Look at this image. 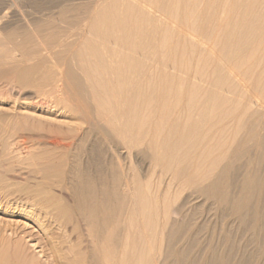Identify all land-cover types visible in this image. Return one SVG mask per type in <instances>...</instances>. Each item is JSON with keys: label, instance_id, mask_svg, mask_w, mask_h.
I'll use <instances>...</instances> for the list:
<instances>
[{"label": "rangeland", "instance_id": "obj_1", "mask_svg": "<svg viewBox=\"0 0 264 264\" xmlns=\"http://www.w3.org/2000/svg\"><path fill=\"white\" fill-rule=\"evenodd\" d=\"M16 1V2H15ZM117 1V2H116ZM121 2L122 1H124L123 3L126 5V2H129V5H133V7H139L138 9L136 8V10H138V11H140V9H142V10H146V8H145V6H147V8L148 7H152V8H150L151 10H154V11H157V13H155V15L157 16V14L159 15V12H160V16H162V15H165V16H168V17H165V16H162L161 18H160V16H158V19H156V20H154V18H152V17H150V18H147V21L148 22H145L146 24H144V22L143 23H140V24H138L139 23V21H140V18L137 16V14L135 13L134 15H136V16H133V14H132V20L134 21V23H135V25H136V27H137V29H138V27L141 29V31L143 30V33H144V36H143V40L145 39V42H146V44H144L143 43V45H140V47H139V49H135L136 51L135 52H137V53H132L133 51H134V49L132 50V51H130L131 50V48L130 47H124L123 46V44H122V42L120 41V40H115V39H112V38H108L107 36H105L104 37V35L102 34L103 33V30H111V27H109L108 25H102V23L100 22L101 20H99V19H102L103 17H105L106 18V16H108L109 14H111L115 9H117V10H115L113 13H112V15H114V17L115 18H117V17H121V16H124V15H122L123 13H124V11L125 10H123L124 9V4L123 3H120V2H118V0H0V5H2L3 3L4 4H6V2L11 6V10H12V13H11V16H10V21H8L5 25H7V27H9L7 30H9V29H12L13 27H15V26H17V25H20V24H22V18H20V17H23L24 15H25V20H27L28 21V23H30V28H31V30L34 32L35 31V23L39 20V18H40V16H41V14H43V19H45V21H46V24H48V27H47V30H46V35H47V37H46V39H47V43L49 44L50 42H52V40H53V37L55 36V32H57V31H62L61 33H63V32H65V34L68 36V37H66L65 36V38H64V40H65V42L63 43L64 44V46H63V48H64V52H62V54H61V58H62V60H63V64H64V67H70L71 69H73L74 70V73L76 74V76L78 77V78H80V80H81V83H82V88H81V90H79V89H77L76 90V88H72V89H69V90H62V91H60V92H58L57 94H55V93H53V95H52V97H53V99H54V101H53V99H52V101L53 102H59L60 100L59 99H61V100H63V102L61 101L60 103H62V104H60V105H69V104H72V103H74V105H76V106H79L80 104H82V105H84L85 107H87V109H88V115L86 116L87 117V119L89 120H91V122H90V120H89V122L87 121L86 123H84V122H80L79 123V121H75L76 122V124H79L80 126H82L81 128L82 129H88L89 130V132H88V134L90 135V136H93L92 138L90 137V141H88L86 144H85V147H83V149H81V150H73L72 152H74V154H71V155H75V154H78V156L79 155H81L80 156V158H82V160L84 159V158H87L88 159V156H89V161L87 160V163L85 162V167L88 169V171H90V173H92L91 175L92 176H94V179L96 180V181H101V178H102V180L103 179H105V176H104V174H105V172H106V166H107V164H105L106 163V161H105V159H102L103 157L104 158H106V159H108V186L110 185V186H113V185H115V186H117L116 184H119L120 182H122V180H123V182L125 181V179L124 178H127L126 179V181H128L127 183L129 184V186H130V188H131V190H132V188H134V189H136V191H137V195L135 196V192L136 191H134L133 192V195H134V197H137L136 199V201L135 202H137V204L135 205V203L133 202V203H128L127 205H129L128 206V208H129V211L128 212H126V210L124 211V212H120V213H116V215H114V217L113 218H115V219H117L116 221L113 219V221H114V223H112V222H110V220L112 219V217H110V219H109V217H108V224H111L112 226H110V225H108V226H110L109 228H111V230H109L108 231V252H110V253H108V264H121V262L124 264L125 262H123L122 260H121V256H120V254H122V252H123V248H124V250H125V248H128L127 249V251L128 252H130L131 251V253L132 252H134L133 250L134 249H136V247H137V249L135 250V251H137L138 250V252H142V253H144V258H143V260H144V262H143V264H157L158 262H159V260H160V263L161 264H223L225 261V263L226 264H228V263H230V264H264V148L263 147H257V145L254 143V145H253V142H256L257 141V139L258 138H262V137H264V129H262V128H264V126H260L259 127V124H253L254 122H256V121H254V117L253 116H251L250 114H251V112H249V113H247L248 115H250V117L247 115V114H243V113H240V112H242V109L244 108V107H246L247 105H248V99H251L252 97L253 98H256V97H260V96H262V92H264V88H262L261 89V87H259L258 86V84H257V81H258V79L260 78V77H262V80L264 81V59L261 61V57H259V55L260 54H258L259 52H257L256 54H255V56H254V58L253 59H250L249 60V62H248V64H247V66L246 65H241L242 66V68L239 66L240 64H238V61L237 60H235V59H231V58H228V57H226L225 55H223L222 53V55L221 54H219L218 52V48H217V45H215L214 47H213V43L215 44V43H217V42H213V41H217V39H218V36H216L217 34H219L220 33V29H221V23H218L219 22V20H220V22H223L224 20H226V19H228L227 17H228V15H227V11H228V7H229V4H228V1H229V3H230V1L231 0H224L223 2H222V0H217V2H219V4L218 3H216V0H213L214 1V3H212L211 1H209V2H207L206 1V3L203 1H199L197 4L199 5H197L196 4V6H195V10H194V17H192L191 15L189 16L188 14L189 13H187V11L185 10V9H182V1L179 3V0L177 1V0H170V1H168V0H157V2L155 1V0H151V2H150V0L148 1V0H138L137 2H133V1H135V0H120ZM144 2V4L143 3H141V2ZM172 1H176L178 4H179V6H178V11L176 10V9H174L173 8V10H172V7L173 6H171V2ZM59 2V3H58ZM79 2V3H78ZM108 2H110V4L108 3ZM134 4H133V3ZM138 2H139V4H138ZM146 2V3H145ZM148 2L150 3V4H148ZM153 2H154V4H155V2H156V4H158L157 6L156 5H154L153 4ZM161 4H160V3ZM163 2V3H162ZM202 3V5H201V3ZM41 3V4H40ZM91 3V4H90ZM104 4L103 6H102V4ZM119 3H120V5H121V7H120V5H119ZM131 3V4H130ZM169 3V4H168ZM210 5H212V6H209V4ZM220 3H221V6H219L220 5ZM225 3V4H224ZM41 6H40V5ZM115 5V6H113V5ZM123 4V5H122ZM128 4V3H127ZM135 4H136V6H135ZM141 4V5H140ZM152 4V5H151ZM170 6H168V5ZM181 4V5H180ZM216 4L218 5V6H216ZM99 5V6H98ZM101 5V6H100ZM106 5V6H105ZM137 5H139V6H137ZM143 5V6H142ZM145 5V6H144ZM161 5H164V7L163 6H161ZM167 5V6H166ZM214 5V6H213ZM227 7H226V6ZM107 6H110V11H109V9H107V11H106V9L105 8H109V7H107ZM121 8H119V7ZM155 6H156V8H155ZM204 6V7H203ZM97 7V8H96ZM102 7V9H100ZM105 7V8H104ZM111 7H112V9H111ZM122 7H123V9H122ZM160 7V8H159ZM206 7V8H205ZM218 7V8H217ZM222 7V8H221ZM225 7V8H224ZM115 8V9H114ZM118 8L120 9V10H118ZM170 8H171V10H170ZM202 9L201 11H200V9ZM205 8V9H204ZM19 9V10H18ZM66 9V10H65ZM105 9V10H104ZM157 9V10H156ZM165 9H168V11H166ZM182 11H181V10ZM207 9L211 12H207ZM219 9H221V11L219 10ZM36 10V11H35ZM64 10V11H63ZM100 10L102 11V12H100ZM177 11V14H175V12ZM196 10H197V12H196ZM198 10L200 11V13L198 12ZM206 10V11H205ZM223 10V11H222ZM18 11V12H17ZM21 11V12H20ZM40 11V12H39ZM98 13V14H96V12ZM116 11H118V15H116L117 14V12ZM166 13H164V12ZM171 11H173V12H171ZM213 11V12H212ZM95 12V13H94ZM179 12V13H178ZM204 12L205 13H208V16L210 15L211 16V18H212V16H213V20L211 19V18H208V20H206V19H204V21L202 20L203 18H202V16H205V15H203L204 14ZM220 12V13H219ZM224 12V13H223ZM49 13V14H48ZM102 13V14H101ZM105 15H104V14ZM115 13V14H114ZM172 13V14H171ZM185 13H186V15H185ZM198 13H199V16L197 17V15H198ZM202 13V14H201ZM13 14V15H12ZM21 14V15H20ZM28 14V15H27ZM83 14V15H82ZM92 14V15H91ZM179 14V15H178ZM182 14V15H181ZM201 14V15H200ZM218 14V15H217ZM23 15V16H22ZM88 15H89V17H88ZM97 15V18L95 17ZM188 15V16H187ZM225 15H226V17H225ZM12 16H14V17H12ZM181 16V17H180ZM209 16V17H210ZM216 16V18H214ZM224 16V17H223ZM72 17H74V18H72ZM88 17V18H87ZM102 17V18H101ZM135 17L137 18L138 17V19H135ZM164 17V18H163ZM190 17H192L195 21L196 20H198L200 17L202 18H200L199 20H198V22L200 23V24H198V22L196 21H192L191 20V18ZM51 18V19H50ZM57 18V19H56ZM86 18V19H85ZM93 18H95V20H92ZM167 18V19H166ZM182 18L185 20V19H188V21H189V25L187 26V24H188V22H187V24H185V22H186V20L185 21H183L182 20ZM14 19V20H13ZM18 19H20V20H18ZM89 19V20H88ZM162 19H164V20H162ZM174 19V20H173ZM211 19V20H210ZM233 19V18H232ZM98 20H99V23H101V24H97V25H95L94 24V27H95V29L93 30V31H89L88 29H86V30H84V32H83V34L81 35V36H79V38H77L78 37V35H77V37L74 35V34H76L77 32H78V30H77V28H79V26L81 27V26H84V23H85V25L87 26V24L89 23V22H98ZM138 20V21H137ZM158 20V21H157ZM159 20H161V21H159ZM218 20V21H217ZM13 21V22H12ZM81 21V22H80ZM88 22V23H86V22ZM165 21V22H164ZM166 21H168V22H166ZM169 21H171V22H169ZM174 21H175V23H174ZM177 21V22H176ZM184 23H183V22ZM207 21H210L211 22V24H210V26L212 25V27H208L207 28V26L209 25V22H207ZM15 22V23H14ZM76 22V23H75ZM207 22V23H206ZM160 23H162V24H160ZM164 23V24H163ZM167 24V26H168V28H166V31H165V29H164V27H165V25ZM168 23H169V25H168ZM185 24V25H183V24ZM204 23V24H203ZM219 25H217V24ZM14 24V25H13ZM75 24V25H74ZM91 23H89L88 25H90ZM176 26H178L177 28L175 27V25ZM178 24V25H177ZM182 26H181V25ZM192 24H196V25H201V26H192ZM208 24V25H207ZM213 24H214V26H213ZM215 24H216V28H215ZM135 25H133V24H128V27H126V28H129V26H130V28L129 29H132V28H134L135 27ZM138 25V26H137ZM146 25V26H145ZM173 25V26H172ZM61 26H63V27H61ZM71 26H72V30L70 29L71 28ZM85 26V27H86ZM92 26V25H91ZM134 26V27H133ZM143 26H145V27H143ZM154 26L156 27V28H154ZM172 26V27H171ZM194 28H192V27ZM52 27V28H51ZM75 27V28H74ZM93 27V28H94ZM108 27V28H107ZM135 27V28H136ZM160 29H159V28ZM163 27V28H162ZM174 27H175V30H172V29H174ZM180 27H187V31L185 30V28L183 29V28H180ZM197 27H198V29H197ZM217 27H220L219 28V32H217ZM60 28V29H59ZM146 28L148 29V30H146ZM180 28V30L181 29H183L182 31H180V30H176V29H179ZM196 28V29H195ZM201 28H203L201 31H200V29ZM211 28H213V29H211ZM215 28V29H214ZM69 29V30H68ZM145 29V30H144ZM166 32H164L163 30ZM190 29V30H189ZM64 30V31H63ZM67 30V31H66ZM98 30H100V32L98 31ZM159 30V31H158ZM174 31V32H172V34L174 33V37H173V35L171 36V33L170 32H168V31ZM206 30H208V31H206ZM211 30H213L212 32H211ZM214 30H216V31H214ZM27 31H28V33L29 34H31V31L30 30H28L27 29ZM77 31V32H76ZM80 31V30H79ZM102 31V32H101ZM158 31V32H157ZM161 31H162V33H161ZM183 31H186V33L185 32H183ZM191 31V32H190ZM193 31V32H192ZM206 31V32H205ZM67 32V33H66ZM69 32H72V34H73V32H74V34L72 35V37H70V39H69V36H70V34H69ZM92 32H94V33H92ZM145 32H147V33H145ZM180 33L181 35H176V33ZM205 32V33H204ZM213 32H216V33H213ZM167 33H168V35H167ZM192 33H193V35H192ZM212 33V34H211ZM95 34V35H94ZM159 34V35H158ZM160 34H162V35H160ZM188 34V35H187ZM191 34V36H189ZM208 34H209V36H208ZM216 36H214V35ZM148 35V36H147ZM151 35V36H150ZM166 35H167V37H166ZM52 36V37H51ZM84 36H85V39H93L94 38V43L96 42V45L98 46H96L97 47V50L99 51L98 52V55H96L95 53H92V51H91V49L90 48H85V46L84 45H82V44H84L83 42L85 41V39H84ZM88 36H89V38H88ZM139 36V35H138ZM137 36V38L139 39V37ZM176 36V37H175ZM177 36L179 37V39H174V38H177ZM180 36H181V38H180ZM184 36V37H183ZM31 37H33V35L31 34ZM51 37V38H50ZM81 37V38H80ZM83 37V38H82ZM104 37V38H103ZM166 37V39L168 40V41H165L164 39H162V38H165ZM209 37H211V39H209ZM66 38H68V40L66 39ZM101 38V39H100ZM108 38V39H107ZM137 38H134V41H133V43L135 42V39L137 40V42H138V39ZM149 38V39H148ZM152 38V40H150ZM174 39V40H171V39ZM184 38V40H185V38H189L187 41L189 42L190 41V39H193V40H195L196 41V44L197 45H195V42L193 41L192 43L193 44H191L190 42L188 43V44H191L190 46H193L194 47V45L195 46H197L198 48H202L203 47V45H204V47H203V49L204 50H206L205 52H204V50L203 49H201L202 51V53H200V49L199 50H197V48L195 47V49L194 48H192V47H190L189 45L187 46V41L185 40V41H183L182 39ZM197 40H196V39ZM212 38L214 39L215 38V40H212ZM217 38V39H216ZM15 39V38H14ZM34 39V38H33ZM32 39V40H33ZM72 39V40H71ZM79 39V40H78ZM201 39H202V42H201ZM18 40V39H17ZM16 39L15 40H13V38H12V40H9V43H7V45H6V47H8V48H5V49H7V50H10V48L12 47V46H9V45H14V44H17V43H15V42H18ZM74 40H75V42H74ZM79 42H78V41ZM102 40V41H101ZM162 40V41H161ZM164 40V41H163ZM180 40V41H179ZM182 40V41H181ZM210 40V41H209ZM34 41H36V38L34 39ZM33 41V43H35L36 44V42H34ZM148 41V42H147ZM152 41V42H151ZM171 41V42H170ZM178 41H179V43H178ZM77 42H78V44H77ZM118 42H120V43H118ZM150 42L153 44V46H152V44H150ZM176 42V43H175ZM180 42H185L184 44V46H183V44H180ZM199 42H201L203 45H200V43ZM76 43V44H75ZM161 43V44H160ZM166 43H169V44H166ZM171 43V44H170ZM9 44V45H8ZM66 44V45H65ZM107 44H108V46H107ZM176 44H179V45H182V46H179V45H176ZM209 44V45H208ZM75 45V46H74ZM78 47H77V46ZM104 45H106L105 47H103ZM121 45V46H120ZM134 45H135V43H134ZM151 45V46H150ZM161 45V46H160ZM167 45H171V47L170 46H167ZM173 45H175V46H173ZM200 45V46H199ZM211 45V46H210ZM67 46V47H66ZM69 46V47H68ZM112 46V47H111ZM118 46V47H117ZM122 46H123V48H122ZM143 46V47H142ZM149 46V47H148ZM176 46H178V47H176ZM10 47V48H9ZM84 47V48H83ZM102 47V48H101ZM145 47V48H144ZM148 47V48H147ZM151 47V48H150ZM169 47V48H168ZM180 47H181V49H180ZM184 47V48H183ZM189 47V48H188ZM120 48V49H119ZM147 48V49H146ZM157 48V49H156ZM172 48H174V49H176V51L178 52H175V50L174 51H171V49ZM184 49V51H183V53L185 52L186 54L187 53H190V51H188L189 49L190 50H193L194 52H195V54L197 55V54H200V55H202V57L201 58H199V56L200 55H198L197 57H196V55L194 54V52L192 51L191 52V54L190 55H188L187 54V58H184L185 59V61H186V64H188V62L187 61H192L193 60V64H192V62H191V64H190V66L191 67H193V68H191V70H189L190 69V67H189V69L186 67L185 69H183L184 68V66H183V68H181L182 67V65L184 64H182L181 65V67L180 66H177V64L180 62H182L181 60L183 59V57H180V59L178 58L179 57V55H181V56H184L185 54H181V50H183ZM209 48V49H208ZM78 51H77V50ZM82 51H81V50ZM83 49H85V50H83ZM87 49V50H86ZM101 49V50H100ZM119 49V50H118ZM148 49H149V51H148ZM151 49V50H150ZM156 49V50H155ZM211 49V50H210ZM71 50V51H70ZM116 50V51H115ZM125 50H128V51H126L127 53H129L130 55L131 54H133L134 56V59H135V64H134V67H135V70L133 69L132 70V68H130V69H128V70H126V71H124V73H126L125 75H128L127 76V78H130L129 76L131 75V78H132V76H133V78H134V81H136V82H134L133 81V78L130 80V83H128V84H126V86L124 85V83H122L123 82V78H120V76L122 77L123 75L122 74H124V73H122L123 72V70L124 69H122V66L121 65H119L118 64V59L121 57V56H123L126 52H124ZM140 50V51H139ZM161 50H167V52H162ZM170 50V51H169ZM179 50V51H178ZM213 50V51H212ZM86 51V52H85ZM120 51V52H119ZM152 51V52H151ZM161 51V52H160ZM199 51V53H197V52ZM215 51H216V53H215ZM67 52V53H66ZM121 52H122V54H121ZM138 52H140L139 54H138ZM144 52V53H143ZM172 52V53H171ZM76 53H78V54H76ZM87 53H89V54H87ZM102 53V54H101ZM116 53V54H115ZM205 53V54H204ZM222 57V58H220V56L218 55V54ZM84 54V55H83ZM115 54V55H114ZM117 54H119V55H117ZM121 54V55H120ZM144 54V56H142ZM174 54H177V56L176 55H174ZM179 54V55H178ZM193 54L195 55V57H193ZM203 54L204 55H206V57L208 58V56L209 55H212V56H210L209 58H211L210 60L208 59V62L206 61L207 59L205 58V56H203ZM214 54H216V55H214ZM82 55L84 56V57H82ZM89 55V56H88ZM162 55V56H161ZM167 57H166V56ZM174 55V56H173ZM88 56V58H86ZM118 56V57H117ZM164 56V57H163ZM192 56V57H191ZM214 56V57H213ZM76 57V58H75ZM89 57H91L92 58V61L90 60L91 58H89ZM102 57V58H101ZM139 57H142V58H139ZM170 57V58H169ZM213 57V58H212ZM81 58V59H80ZM163 58V59H162ZM173 58H174V60H173ZM178 58V59H177ZM182 58V59H181ZM192 58V59H191ZM196 58H199V60L200 59H204L205 58V60H203V62H204V67L206 68V66H207V69L206 70H208L206 73H205V69H204V67H203V69H202V67H201V65L200 64H203V63H201L202 62V60H201V62H199L198 64H197V59ZM258 58V59H257ZM84 59V60H83ZM88 59V60H87ZM94 59V60H93ZM101 59H102V61H101ZM137 59V60H136ZM143 59V60H142ZM175 59H176V63H175ZM112 60V61H111ZM139 60V61H138ZM144 60H145V62H144ZM160 60H163L162 62L160 61ZM170 60V62H168ZM198 60V61H199ZM212 60L213 61H215V63H213L212 62ZM222 60H224V62H225V66H222V64H224V62L222 61ZM226 60V61H225ZM233 60H235V61H233ZM260 60V61H259ZM88 61V62H87ZM95 61V62H94ZM167 61V62H166ZM178 61V62H177ZM184 61V62H185ZM206 61V62H205ZM212 62L213 64H215V65H213L212 63V66L210 65V62ZM259 61V62H258ZM90 62H91V65H90ZM100 62V64L101 63H104L105 65H107V67H108V71H107V73L106 72H103L102 71V67H100L99 65L100 64H98ZM174 62V63H173ZM227 62V63H226ZM262 62V63H261ZM84 63V64H83ZM87 63V64H86ZM89 63V64H88ZM107 63V64H106ZM144 65L143 67H142V65ZM153 63V64H152ZM161 63H162V65H164V67L161 65ZM164 63V64H163ZM171 63H173V64H176V65H171ZM179 63V64H180ZM206 63V64H205ZM235 65H234V64ZM252 63V64H251ZM259 63V64H258ZM178 64V65H179ZM188 64V65H189ZM198 66H197V65ZM227 64V65H226ZM50 65V64H49ZM80 65H82V66H80ZM146 65V66H145ZM167 65V66H166ZM200 65V66H199ZM209 65L211 66V67H209ZM251 65V66H250ZM258 65V66H257ZM88 66V67H87ZM174 66H176L175 68H174ZM198 68H197V67ZM213 66H215L214 68H212ZM216 66H217V68L219 69V72H218V70L216 69V70H214V72H212L213 71V69H215L216 68ZM236 68H235V67ZM110 67V68H109ZM148 67V68H147ZM232 67V68H231ZM248 67H250V68H248ZM143 68V72L141 71V69ZM173 68V69H172ZM179 68V69H178ZM201 68V69H200ZM233 68H235V70H237V71H235V70H233ZM257 69V71H256V69ZM101 69V70H100ZM138 69V70H137ZM164 70V71H166V72H162L161 71V73H159V74H161L160 76L158 75V74H156V73H158L160 70ZM166 69V70H165ZM194 71H193V70ZM197 69H199V70H201V72L199 71L198 73H200V74H198L197 73ZM211 69V70H210ZM226 69L227 70H229V71H231L229 74H231V73H233V74H235V72H236V74L235 75H233L232 74V77L234 78L233 79V81L234 82H239V80H240V82H239V85L237 86V89H232V88H228V87H226V86H224V85H221V83L219 84V81L217 82V79H219L220 78V74L219 73H222V71H223V73L225 74V75H229V74H226L227 72H229V71H227L226 73H225V71H226ZM240 71H239V70ZM77 70V71H76ZM89 70V71H88ZM118 71V75L119 74H121L120 76H116L115 75V77H114V74H117V71ZM145 70H146V72H145ZM148 70H150L149 72H148ZM176 70V71H175ZM188 70V71H187ZM241 70H242V72H241ZM246 70H249L248 72L246 71ZM128 71H129V73H128ZM170 71V72H169ZM179 71V72H178ZM190 71H191V73H190ZM192 71L195 73H197V75H193L192 74ZM202 71H204L203 73H202ZM256 71V72H255ZM260 71V72H259ZM103 72V73H102ZM155 72V73H154ZM169 73L168 75L166 74V73ZM183 72H185V73H183ZM210 72H212V73H210ZM246 74H245V73ZM251 72H252V74H251ZM106 73V74H105ZM128 73V74H127ZM144 74V76L145 77H143L142 78V75L139 77L138 75L139 74ZM155 75V76H157L155 79L156 80H158V82L157 81H152V87L154 88H151V86H150V89L148 90V88L147 87H145L147 84H141V87L143 86L145 89H147V91H149V92H151L152 91V93H151V95H155L156 97H155V100H154V96H152L153 97V99H151V100H154V104L152 105V104H150L151 105V107H149V106H147V107H145V106H143L142 108H146V109H148V112L150 111V113H148V112H146V110H144V109H142V108H140L142 111H144V112H146V113H144V112H142V113H144V115H146L147 113V115H146V117H144L142 114H140L139 112H136L137 111V108H135L134 106H135V104L131 101V97H134V95H135V88L136 87H138L139 86V84H138V79L140 78L141 80H143L144 78V80L146 81V79L149 77H151L153 74ZM170 73H171V75H173V76H175L174 78H175V81H174V78H172V76L171 77H169L170 79H171V81H173V82H171V81H167L166 83L168 84V82H169V87H168V85L165 83V79H164V77H165V75L166 76H169L170 75ZM183 73V74H182ZM202 73V74H201ZM216 73H217V75H216ZM242 73V74H241ZM245 75H244V74ZM250 73V76L248 75ZM259 73V74H258ZM96 74H100L101 75V77H99L98 78V80L97 81H92L93 80V78L96 76ZM163 74V75H162ZM165 74V75H164ZM189 74V75H188ZM193 75V76H191V75ZM178 75V76H177ZM203 75H205L204 76V78H203ZM259 77H258V76ZM112 76V77H111ZM154 76V77H155ZM162 76V77H161ZM197 76H198V78H197ZM117 77V78H116ZM154 77L152 76V78L154 79ZM179 77H181V78H178ZM187 77V78H186ZM193 77V78H192ZM196 77V81H195V78ZM206 77H208V78H206ZM238 77V78H237ZM257 77V78H256ZM85 78V79H84ZM114 78V79H113ZM151 78V79H152ZM185 78V79H184ZM211 78H213V80L211 79ZM237 78V79H236ZM240 78V79H239ZM242 78H243V80H242ZM88 79V80H87ZM107 79L109 80L108 81V83H107ZM137 79V80H136ZM139 79V80H140ZM173 79V80H172ZM182 79V80H181ZM193 81H192V80ZM200 79V81H198ZM255 79L257 80L256 82H255ZM90 80L92 81V83H90ZM116 80H117V82H116ZM159 80H160V82H161V80H162V82H163V85L165 84L167 87H165V85H164V89L163 88H161V92H162V90H163V92L161 93L160 91V94H165V96H166V98L168 97V101H169V94L171 95V96H174V98H175V100L176 99H180L179 101L178 100H176V101H178L180 104H182L183 102V104H182V106H183V108H185V109H182V110H180V107H181V105L179 104V103H176L175 101H174V98L172 99H170V102L172 101V104H171V107H172V105H173V103L175 102V105L176 104H178L179 106H177L176 105V107H177V111H176V109L174 110L173 108H171V107H169L168 105V109H172V110H174V111H172L171 110V112H173L175 115L177 114V115H179L180 117H181V120H180V118H179V116H177L176 115V117L179 119H177L175 116H173L174 114H172V116L173 117H175V118H169V123H167L166 121H168V116L167 115H169V110H167V106L166 107H163V108H161V106L160 105H162V103H161V101L159 100H157V95L159 94L158 93V90H159V88L156 86V85H158V83H159ZM189 80V81H188ZM204 80V81H203ZM212 80V81H211ZM215 80V81H214ZM242 80V81H241ZM104 81H106V82H104ZM177 81V82H176ZM184 81V82H183ZM186 81V82H185ZM202 81V82H201ZM208 81H209V86H208ZM86 82V83H85ZM132 82H134V83H132ZM161 82V83H162ZM188 82H189V84H188ZM191 82H194V83H191ZM203 82H206L205 84L203 83ZM216 82V83H215ZM243 82H245V83H243ZM105 83H107V84H105ZM118 83V84H117ZM191 83V84H190ZM196 83H197V85H196ZM241 83V84H240ZM175 84H176V86H175ZM179 84V85H178ZM182 84H183V86H182ZM188 84V85H187ZM192 84L194 85L193 86V88L194 87H196V88H194V89H199V91H201V92H199L198 90V92L197 93H199V94H195V96L196 95H201V97H203L204 95L206 96H213V94L215 95L216 93H218V95L220 96L221 95V97H223V96H225V97H223V98H226V99H228V100H226V101H229V103H230V105L228 104V105H226V103H228V102H223L222 104H224V106H226V107H223L222 108V111L220 110H214V111H210L211 110V108L209 107L208 108V110L206 111V112H208L209 114H210V112L212 113V115L210 116V118H209V114L207 113L206 114V112H205V110H204V115L202 116V115H199V114H197L198 113V111H199V109L201 108V106L203 105H201V103H199L198 102V104H195L194 105V107H193V109L195 108V106L197 107V108H195L196 109V111H195V109L193 110V109H191V105H186L185 107H184V105H185V102L186 101H188V100H190L189 98H187L189 95H188V93H189V91H191L190 89H191V87H192ZM215 84V85H214ZM246 84V85H245ZM248 84V85H247ZM91 85L93 86V88H95V90H97L98 92H103V91H105V90H109V92H111V90H112V88L114 89V90H112V93L113 94H111V95H113L112 96V99H111V96H108V98H105V97H102V98H98V97H95L94 96V94H93V90L92 89H90L91 88ZM102 85V86H101ZM121 85V86H120ZM156 86V89H155V87L154 86ZM178 85V86H177ZM196 85V86H195ZM202 85V86H201ZM217 85V86H216ZM128 86V87H127ZM130 86V87H129ZM175 86V87H174ZM189 86H190V88H189ZM199 86V87H198ZM201 86V87H200ZM214 86H216V87H214ZM240 86V87H239ZM122 87H124V89L122 88ZM126 87V88H125ZM162 87V86H161ZM177 87H180V89L179 88H177ZM183 87V88H182ZM207 87L209 88L208 90V93H207ZM246 87V88H245ZM119 88H122V91L119 89ZM157 88H158V90H157ZM221 88V89H220ZM222 88H223V90H222ZM240 88V89H239ZM244 90H243V89ZM253 88H254V90H253ZM90 91H89V90ZM111 89V90H110ZM131 89V90H130ZM133 89V90H132ZM171 89V90H170ZM177 89V90H176ZM216 89V90H215ZM249 89H251V90H249ZM260 89V90H259ZM92 90V91H91ZM121 92H120V91ZM166 90H168V92H166ZM186 90H188V91H186ZM257 90V91H256ZM72 91H74V92H72ZM88 91V92H87ZM147 91L145 90V92L147 93ZM230 93H229V92ZM245 91V92H244ZM252 91V92H251ZM71 92V93H70ZM76 92V93H75ZM89 92H90V94H89ZM209 92H211V94L209 93ZM69 93H70V95H69ZM72 93H74V94H72ZM116 93V94H115ZM133 93V94H132ZM155 93V94H154ZM175 93V94H174ZM250 93V94H249ZM262 93V94H261ZM92 94H93V96H92ZM172 94H174V95H172ZM246 95V96H248V97H245L244 95ZM66 95H68V96H66ZM233 95H234V99L233 100H231L232 98H233ZM238 95V96H237ZM250 95H253V96H251V98H249L250 97ZM255 95V96H254ZM55 96H57V97H55ZM116 96V97H115ZM170 96V97H171ZM179 96H180V98H179ZM187 96V97H186ZM194 96V97H195ZM242 96H244L245 98L242 100ZM60 97V98H59ZM92 97V98H91ZM93 97H95V98H93ZM130 97V98H129ZM176 97H178V98H176ZM190 97V96H189ZM199 97V96H198ZM197 97V101L198 100H200L199 98ZM232 97V98H231ZM236 97V98H235ZM69 98H71V99H69ZM129 98V99H128ZM231 98V99H230ZM239 98V99H238ZM241 98V99H240ZM55 99H57V100H55ZM82 99V100H81ZM106 99H108V100H106ZM196 99V98H195ZM195 99H193V101H195ZM232 101V102H230V100ZM127 100H129V101H127ZM150 100V101H151ZM156 100L158 101V102H156ZM181 100H182V103H181ZM224 100V101H225ZM237 100V102L238 101H243V102H245V104L244 103H242V104H244V106H242L240 103V105H241V108L240 107H238V103L236 104V101ZM246 100V101H245ZM104 102V104H105V107L107 108V110H108V112H109V114H107L106 113V116H107V118H109V119H112L113 120V118H114V120H116V118H117V122H113V124H115V126L113 125V124H110V122H106L107 120H106V116H105V118H104V116H101V118H100V120H99V118L98 117H100L99 116V114H97V116H96V112L98 113V111H97V104H96V102ZM120 101V102H119ZM165 101V100H164ZM164 101H162L163 103H164ZM192 101V102H193ZM66 102H67V104H66ZM78 102V103H77ZM151 102H153V101H151ZM170 102H168L167 104H170ZM196 102V101H195ZM235 102V103H234ZM14 103V102H13ZM13 103H11V102H3V103H1L0 102V111H2V109H5V110H3V112H8V113H13V109H15V108H17V110H18V108H19V110L20 111H22L21 113L22 114H31V115H33V116H35V117H37V118H39L40 120H42V121H45V122H47V123H51V124H58V125H63V127H64V125L65 126H68L67 124L69 123H75L74 122V120L75 119H72L70 116H71V114L70 113H66L65 114V117H60V116H54V115H51V114H49V113H46V112H40V111H38V110H35V109H32V105H33V103L34 102H18V107H16L15 105H12ZM23 103V104H22ZM117 103H119V104H117ZM121 103V104H120ZM128 103V104H127ZM132 103V104H131ZM155 103H157V104H159V105H157V107L159 106V108H157L156 107V104ZM188 103V102H187ZM186 103V104H187ZM203 103V102H202ZM110 104H111V106H110ZM231 104H232V106H233V104H235L236 105V107L234 106V108H232V106H231ZM24 105V106H23ZM114 105V106H113ZM115 105H116V108H115ZM120 105H124V106H120ZM134 105V106H133ZM164 106L166 105L165 103L163 104ZM162 105V106H163ZM175 105H174V108H176L175 107ZM201 105V106H200ZM239 105V106H240ZM10 107V109H8V110H6L7 109V107ZM127 106H129V107H127ZM229 106H231V107H229ZM8 107V108H9ZM109 107V108H108ZM125 107V108H124ZM140 107V106H139ZM138 107V108H139ZM155 107V108H154ZM179 107V108H178ZM206 107H207V105H206ZM221 107V106H220ZM95 108V109H94ZM113 108H115V109H117L118 108V111L116 112V110L115 109H113ZM121 108H122V111H121ZM123 108H124V110H123ZM132 108V109H131ZM151 108H153V109H151ZM234 109L233 111L231 110V109ZM110 109H113V110H115V111H112V110H110ZM136 110L135 112H134V110ZM138 110V111H140L141 112V110ZM156 109H160V116H159V114L157 115V113H158V111L156 110ZM162 109H164V112L165 111H169L168 112V114H166V113H163L162 111ZM166 109V110H165ZM239 109H241V110H239ZM10 110H12V112H10ZM132 110H133V113H132ZM154 112H153V111ZM19 111V112H20ZM23 111H24V113H23ZM92 111V112H91ZM94 111V112H93ZM113 112V117H111L110 115L112 114V112ZM120 111H121V113H120ZM124 111H125V113H124ZM190 111V114H187L188 112ZM192 111H194V112H192ZM210 111V112H209ZM34 112V113H33ZM89 112H90V114H89ZM152 112L153 113H155L156 115H153V116H151V114H152ZM170 112V113H171ZM187 112V113H186ZM228 112V113H227ZM239 112V113H238ZM36 113V114H35ZM39 113V114H38ZM130 113H132V114H130ZM135 113H137L136 114V118H135ZM138 113H139V115H138ZM185 113H186V115H185ZM124 114V115H123ZM165 116V114H166V118L163 116V115ZM184 114V115H183ZM197 114V118H194L195 117V115ZM215 114V116H213ZM228 116H227V115ZM235 114V115H234ZM237 114H240V116L239 115H237ZM41 115V116H40ZM92 116V117H90V116ZM118 115H120V117L118 116ZM132 115V116H131ZM140 115H142V116H140ZM150 115V116H149ZM232 115V116H231ZM244 115V117H241V116H243ZM245 115H247L248 116V118H247V116H245ZM115 116H117V117H115ZM138 116H140L141 118L143 117L144 118V121L143 120H141V118H140V120L139 121H137V118H139ZM157 116V117H156ZM158 116H159V118L162 116L163 117V119L165 120L166 119V121H164L162 118V120L161 119H159L160 121H157V119H158ZM171 116V117H172ZM183 116H190L189 118H192L193 120H195V119H197L198 120V124H197V130L196 131H198L197 132V134H196V138L195 137H193V138H195L194 140H198V137H199V141H203L204 140V138H206L205 139V142H204V144L203 143H201V142H197L198 144H196L195 143V146L194 147H192V149L193 150H191L190 152L191 153H187V155H186V153L185 152H187V151H185L186 149H188V147H187V145L186 144H183L181 147V150H175L176 151V153H177V155L175 154V152H174V154H173V158H169L170 160H175V161H179V163H180V165H179V163L178 162H175L174 164H173V160L172 161H168V163H166L167 161H166V159H164V160H162V158H163V156L165 155H167L165 158H167V157H169V156H171L170 155V153L168 154V152H167V154H166V152H165V148H164V146L160 143V141L162 142V140L161 139H163L162 137L165 135L166 136V134H171V133H169V131H166V130H168L169 128H170V123L172 122H174V121H176V119H177V122H180V121H182V122H180V123H185L183 120L184 119H182V118H184ZM192 116V117H191ZM217 116H218V118H217ZM229 116H230V118H229ZM235 116V117H234ZM88 117H90V118H88ZM119 117V118H118ZM121 117H123L122 119H121ZM133 117H134V120H133ZM148 117V118H147ZM153 117V118H152ZM187 117H185V119L187 118ZM199 117V118H198ZM244 118L243 120L241 119H238L237 120V118ZM253 117V118H252ZM102 118H104V119H102ZM142 118V119H143ZM145 118H147V119H150L149 120V124H146L145 126L143 125V123L142 122H144V124L145 123H147V121L145 122ZM154 118H155V121H153L154 120ZM157 118V119H156ZM210 119L211 121H209L208 123L206 122L207 121V119ZM214 118V119H213ZM245 118H246V120H245ZM72 119V120H71ZM94 119H96V120H94ZM108 119V120H109ZM130 121H129V120ZM136 119V120H135ZM146 119V120H147ZM151 119H153L152 121H151ZM235 119V120H234ZM247 119H251V120H253V122L250 120H247ZM66 120V121H65ZM92 120H94V121H92ZM106 120V121H105ZM119 120H120V122H119ZM122 120V121H121ZM217 120V121H216ZM51 121V122H50ZM105 121V122H104ZM111 121V120H110ZM134 121H136V122H134ZM142 121V122H141ZM151 121V122H150ZM157 121V122H156ZM171 121V122H170ZM186 121V120H185ZM219 121V122H218ZM240 121L242 122L241 124H240ZM248 121V123H246V122ZM124 122V123H123ZM138 122V123H137ZM156 122V123H155ZM160 122H162V123H165V124H168L167 126H165L164 125V128H163V130H164V133L162 134L161 133V131H163V130H161L162 128V126L160 125L161 123ZM211 122V123H210ZM234 122V123H233ZM236 122H238V123H236ZM244 122L246 123V125L244 124ZM93 123V124H92ZM103 123V124H102ZM108 123H109V125H108ZM122 123L124 124V126L122 125ZM141 123V124H140ZM152 125H151V124ZM220 125H219V124ZM227 123H231L230 125L229 124H227ZM70 124V125H71ZM75 124V125H76ZM118 124V125H117ZM122 125V127H124V129H122V128H120L121 127V125ZM153 124H154V127H153ZM156 124V125H155ZM159 124V125H158ZM213 124V125H212ZM215 124H218L219 126H220V128H219V126L217 125H215ZM224 124V125H223ZM229 125L228 126V128H227V125ZM240 126V128L238 127V125ZM110 125H112V126H110ZM119 125H120V127H119ZM127 125V126H126ZM143 125V126H142ZM199 125V126H198ZM201 125H203V128L201 127ZM207 125H209L208 126V128L209 129H211V130H209V131H212L213 130V132L214 133H212V132H209L208 133V131H207V129H205L206 130V132H205V130H204V128L207 126ZM211 125V126H210ZM233 125V127H231ZM234 125H236V127H234ZM71 126H74V124H72ZM91 126V127H90ZM114 126V127H113ZM148 126H150L149 128H151L150 130L149 129H146V127L148 128ZM155 126H157V128L155 127ZM160 127V135L162 134V137L161 136H159V131H157L158 130V128ZM213 126V127H212ZM216 126V128H214ZM222 126H224V127H222ZM247 128H246V127ZM88 127H90L91 128V130H90V128H88ZM99 127V131H100V133H102V134H100L99 133V131L96 129V128H98ZM115 127L117 128V129H115ZM169 127V128H168ZM199 127V128H198ZM203 129H201V128ZM210 127H212V128H210ZM223 129H222V128ZM240 129V131L242 132V133H240L239 134V132H237V131H239V130H236V129H238V128ZM155 129L156 131H157V135H156V133H155V130H153L152 131V129ZM259 131V129H260V133L256 130V129ZM118 129H120L121 131L120 132H118L119 133V135L116 133L117 131H119ZM199 129V130H198ZM215 129V130H214ZM217 129V130H216ZM219 129V130H218ZM233 129V130H232ZM235 129V130H234ZM93 130V131H92ZM95 130V131H94ZM97 130V131H96ZM124 130L126 131V133L124 132ZM137 130V131H136ZM139 130H140V132H139ZM253 130V131H252ZM263 130V131H262ZM134 131V132H133ZM232 131H236L235 133L233 132L232 133ZM47 132H49V133H47ZM139 132V133H138ZM142 132V133H141ZM166 132H168V133H166ZM251 132V133H250ZM252 132H253V134L254 135H252ZM1 133V132H0ZM45 133H47V135L48 136H50L51 138L53 137V136H55V135H58V133H56V132H54V131H50V130H46L45 131ZM52 133H53V135H52ZM121 133V134H120ZM125 133V135L123 136V134ZM141 133V134H140ZM151 133L153 134V137L152 136H150L151 135ZM154 133H155V135H154ZM227 133H229V134H227ZM7 134V133H6ZM97 134V135H96ZM139 134V135H138ZM201 134V135H200ZM204 134H206L207 136L206 137H202V135H204ZM213 134H215L216 136H215V138H214V141L212 140V139H210V138H212L211 136H213L214 137V135ZM220 135V137L221 138H223V140L221 139V138H219L218 137V135ZM221 134L223 135V136H221ZM233 134V136L235 137V138H238V139H235L234 137H232L231 135ZM256 134V135H255ZM105 137H104V136ZM138 137V139H137V137ZM144 135V136H143ZM148 135H149V137H150V139L148 140ZM262 135V136H261ZM1 136H3L2 135V133L0 134V137ZM123 138H122V137ZM126 136H127V141L129 142V140L131 141L132 140V143H126V144H124L125 142H126V140H124V138H126ZM140 136V137H139ZM157 136H159V137H161V138H157ZM171 136V135H170ZM225 136H227V137H231L232 139H230V137L229 138H226ZM238 136V137H237ZM243 138H242V137ZM260 136V137H259ZM6 135L5 136H3V139L5 140H1L0 139V141H3L2 143L0 142V146H2L3 144H4V146H2V147H0V173L2 172H5V170L7 169L8 170V168L9 169H13V168H17V162L16 161H14L13 163L11 162L12 160H14L11 156L12 155H10L8 152H9V150H8V148L5 150V146H8V143L9 142H13L16 138H17V135H12V136H10V135H8L6 138ZM136 137V138H135ZM145 138V139H142V138ZM155 137L158 139V140H160V141H158V140H156L155 141ZM218 137V140L216 139ZM225 137V138H224ZM246 137H247V139H246ZM104 138V139H103ZM120 138H122V140L120 139ZM140 138V139H139ZM203 138V139H202ZM249 138V139H248ZM129 139V140H128ZM201 139V140H200ZM233 139H235L236 141H233ZM9 140V141H8ZM152 140H154L155 141V143H160V144H156L155 145V143H154V141H153V143L154 144H151L152 143ZM211 140H212V142H211ZM217 142H216V141ZM220 140H222V141H220ZM224 140H227V143L229 144V142H233L234 143V145H233V143L231 144H229L230 146H228V145H226V146H224V148H222L223 147V145L221 146L220 144H219V142H223ZM247 140L248 141V143H247V141L245 142V141ZM250 140V141H249ZM253 140V141H252ZM66 141H68V140H66ZM121 141H124V142H121ZM137 141H138V143H137ZM5 142V143H4ZM94 142H96V143H94ZM215 142V143H214ZM249 142H250V144H249ZM91 143V144H90ZM94 143V144H93ZM133 143H136L135 145L133 144ZM146 143V144H145ZM162 143H164V144H166L167 142H162ZM186 143V142H185ZM207 143H208V148L205 146V145H207ZM226 142L224 141V144H225ZM226 143V144H227ZM5 144H7V145H5ZM89 144V145H88ZM134 145V146H137V148H136V150L134 149V146H132V145ZM151 144V145H150ZM211 144H215L214 145V148H216L215 150H213L212 148H213V145H212V148H210V145ZM217 144H219L218 146L221 148V150L219 149V147L217 146ZM252 144V145H251ZM23 145V146H22ZM21 146L23 147H21L20 146V151H21V154L23 155V156H27V148H26V144H22ZM128 145H131L132 146V148H131V146H130V148H129V146ZM140 145V146H139ZM153 145V146H152ZM155 145V146H154ZM159 147H158V146ZM160 145H162V147L160 146ZM186 145V146H185ZM196 145H197V147H196ZM150 146L153 148V152L151 151V149H149L150 148ZM205 146V148H207V150L205 149V148H203ZM231 146H233L232 148H231ZM238 148H237V147ZM242 146V147H241ZM93 149H92V148ZM140 147V148H139ZM149 147V148H148ZM155 147H158L159 148V151H157L158 149L157 148H155ZM198 148V150H195L194 148ZM228 147H230L231 149L229 150V148ZM2 148H3V150H2ZM154 148H155V150L157 151V152H160V148L162 149V151L161 152H164V154L162 153V156H161V153H157L155 150H154ZM228 148V149H227ZM179 149H180V147H179ZM185 151H183V150ZM201 149H204V151H206V152H208L209 153V155L207 154V156H208V158L206 159V158H204V161L205 162H201L202 163V165H201V163H200V161L198 160V164H200V165H198V164H195V162L197 163V155L198 154H200V152L201 151H203V150H201ZM208 149H210V150H208ZM212 149V150H211ZM218 149L220 150V151H218ZM259 149V150H258ZM263 149V150H262ZM84 150H86V151H84ZM132 150H135V151H132ZM147 150V151H146ZM222 150H229L230 152H228V154H227V152L225 151V152H223ZM234 150V151H233ZM236 150V151H235ZM240 150V151H239ZM7 151V152H6ZM80 153H78V152ZM137 151V152H136ZM154 151L156 152V154H158V156L156 157V156H154ZM180 151V152H179ZM182 151V152H181ZM218 151V152H217ZM253 151V152H252ZM71 152V153H72ZM76 152V153H75ZM82 152L84 153L83 155H85V157H82ZM130 152H131V154H130ZM134 152V153H133ZM195 152V153H194ZM212 152V153H211ZM216 152L218 153V154H216ZM231 152H235V154H233V153H231ZM258 152V153H257ZM93 153V154H92ZM104 154V156H102L103 154ZM108 155H107V154ZM114 153L116 154V155H118V157H119V160H116L115 158H114ZM154 153V154H153ZM179 153H184L183 155L181 154H179ZM215 153V154H214ZM225 153V155H226V159L223 157L224 155L223 154ZM232 154V156L234 157V159H233V157L231 156V154ZM237 153V154H236ZM8 154V155H7ZM91 154V155H90ZM105 154H106V156H105ZM191 154V155H190ZM195 155V156H192V155ZM213 156H212V155ZM222 154V155H221ZM94 155V156H93ZM140 155V156H139ZM169 155V156H168ZM177 156V157H175V156ZM190 155V156H189ZM263 155V156H262ZM7 156H9V157H7ZM91 156V157H90ZM154 156V157H153ZM180 156V157H179ZM181 156H185L184 158L186 159H184L183 158V161L184 162H189V160L188 159H190V157H191V161H190V163L191 164H189L188 162L187 163H183V161H182V157ZM186 156H188V157H186ZM216 156H217V160H215L216 159ZM220 156V157H219ZM225 159V161H223L224 162V164L223 165H220V163L222 164L223 162H222V160H221V158L222 157ZM232 158H231V157ZM260 156V157H259ZM2 157V158H1ZM94 157V158H93ZM156 157V158H155ZM211 157V158H210ZM218 157L220 158V159H218ZM159 158H161L160 160H159ZM179 158H180V160L182 161H180L179 160ZM3 159V160H2ZM92 159V160H91ZM157 159V160H156ZM168 159V158H167ZM192 159H195V161L193 162V160ZM228 159H230V161L228 160ZM233 159V160H232ZM255 159V160H254ZM257 159V160H256ZM9 162H8V161ZM105 162H104V161ZM212 160V161H211ZM219 160H221V162L219 161ZM258 160H260V161H258ZM101 161H103L104 162V164H103V162H102V164H101ZM112 161V162H111ZM215 161H217V162H215ZM229 163H228V162ZM233 161V162H232ZM7 162V163H6ZM10 162H11V164H10ZM119 162V163H118ZM123 162V163H122ZM163 162H165V163H163ZM172 162V163H171ZM193 162V163H192ZM220 162V163H219ZM3 163V164H2ZM8 163H9V165H8ZM171 163V164H170ZM178 163V164H177ZM204 163L206 164V163H208L209 165L210 164H212V165H208L207 164V166L205 165L204 167H202L203 165H204ZM166 164L168 165L167 167H166ZM174 166H173V165ZM177 164V165H176ZM186 164H188V165H186ZM196 165V166H194V165ZM213 164H214V166H213ZM227 164V165H226ZM228 164H231V165H228ZM16 165V166H15ZM124 165V166H123ZM165 165V166H164ZM175 165H176V167L178 168H175L174 169V167H175ZM200 166L199 167V169H202V170H196V171H198V172H196V173H198V174H196L194 171L195 170H193L192 168H194V169H196L198 166ZM221 167H220V166ZM225 165V166H224ZM15 166V167H14ZM115 166V167H114ZM123 166V167H122ZM186 166V167H185ZM209 166V167H208ZM26 167H27V170L29 169V165L27 164V165H22V168H25L26 169ZM84 167V168H85ZM110 167V168H109ZM114 167V168H113ZM156 167V168H155ZM184 167V168H183ZM187 167H188V169H187ZM206 167H208V168H206ZM211 167V168H210ZM215 167H217V168H215ZM225 167V168H224ZM116 168H117V170H116ZM179 168H181L180 169V171H179ZM204 168V169H203ZM219 168H221V169H219ZM224 168V170L226 171V173H225V171L224 170H222ZM2 169V170H1ZM101 169V170H100ZM111 171H110V170ZM113 169V170H112ZM121 169V170H120ZM190 169V170H189ZM259 169V170H258ZM24 170V169H23ZM26 170V171H27ZM104 172H103V171ZM157 170V171H156ZM168 170V171H167ZM176 170H178L179 172H181V173H179L178 171H176ZM189 170V172L190 173H195V174H193V175H195L194 177L195 178H197V180L196 179H194V180H196V182H198V184L196 183L195 184V182H194V180H193V175L191 174L190 176H189V172H187ZM208 170H210V171H208ZM212 170L213 171H215V173L214 172H212ZM219 170H222V171H220V172H218ZM25 170L23 171V172H26ZM110 171V172H109ZM127 171V172H126ZM135 171V172H134ZM203 171V172H202ZM100 172H102V174L100 173ZM113 172V173H112ZM118 172V173H117ZM177 174H176V173ZM199 172H201L200 174H199ZM205 172H207V174H208V177H206V173ZM217 172V173H216ZM223 172H224V174H223ZM104 173V174H103ZM110 173V174H109ZM122 173V174H121ZM125 173V174H124ZM168 173V174H167ZM179 173V174H178ZM189 173V174H188ZM214 173V174H213ZM218 173H220V174H218ZM118 174V175H117ZM124 174V175H123ZM127 174V175H126ZM176 174V175H175ZM187 174V175H186ZM206 174V175H205ZM101 175H103V176H101ZM112 175V176H111ZM126 175V177H124ZM134 175V176H133ZM152 175V176H151ZM178 175V176H177ZM180 175V176H179ZM216 175V176H215ZM251 175H252V177H251ZM100 176V177H99ZM177 176V177H176ZM188 176V177H187ZM206 177V179H205V177ZM211 176V177H210ZM248 176V177H247ZM104 177V178H103ZM122 177V178H121ZM175 177H176V181H175ZM179 177V178H178ZM222 177V178H221ZM253 177L255 178V179H257V177H258V179H259V186H258V188L257 189H255L256 187L255 186H253V182H250V181H253V180H251V179H253ZM118 178V179H117ZM160 178H161V180H160ZM169 178V179H168ZM184 178V179H183ZM212 178V179H211ZM215 178V179H214ZM220 178V179H219ZM250 178V180H249V183H248V180L247 179H249ZM111 179V180H110ZM114 179V180H113ZM118 180V182H116L117 180ZM179 179V180H178ZM199 179H201V180H199ZM215 181H214V180ZM223 179H224V181H223ZM227 179V180H226ZM247 180V182H246V180ZM20 180V179H19ZM19 180H17L18 182H21V180L19 181ZM116 180V181H115ZM133 180V181H132ZM160 182H159V181ZM162 180H164V181H162ZM172 180V181H171ZM183 180V181H182ZM186 180H188L187 182V184H185L186 183ZM208 180V181H207ZM111 181H113V184L111 183ZM181 181V182H180ZM206 181V182H205ZM210 181H212V185L211 184H208V183H210ZM115 182V183H114ZM185 182V183H184ZM204 182L206 183V184H204ZM245 182V183H244ZM111 183V184H110ZM135 183H136V185H135ZM192 183V184H191ZM194 183V184H193ZM230 183V184H229ZM233 183V184H232ZM252 184V186H251V184ZM262 183V184H261ZM22 184H23V181H22ZM124 184V183H123ZM123 184H121L120 183V185L122 186ZM131 184V185H130ZM169 184H171V185H169ZM174 184V185H173ZM181 184H185V186H183L182 185V187H181ZM220 184H222V185H220ZM247 184H248V186H247ZM250 184V185H249ZM15 186H13V189H15L16 187H18L16 184H14ZM119 185V186H120ZM132 185H134V186H132ZM160 185V186H159ZM199 185V186H198ZM224 185V186H223ZM260 185H262V186H260ZM11 186V187H12ZM109 186V187H110ZM167 186V187H166ZM192 186V187H191ZM202 186V187H201ZM234 186H235V189H234ZM250 186V187H249ZM10 187V188H11ZM159 187V188H158ZM183 187H185V188H183ZM187 187V188H186ZM196 187H198V188H196ZM201 187V188H200ZM120 188V190H121V188L122 187H119ZM158 188V189H157ZM213 188V189H212ZM219 189V193H218V189ZM250 188V189H249ZM56 191V193L58 192L60 195H61V197L64 199L67 195H69V196H67L68 198L70 197V194H69V191L68 192H66L67 191V189H66V191H64L63 192V189H65V187H63V189H59V188H54ZM154 189V190H153ZM229 189H231V190H229ZM246 189L250 192H248V191H246ZM58 190H60V191H58ZM151 190V191H150ZM167 192H165V191ZM243 190V191H242ZM256 190H257V192H256ZM203 191H204V193H203ZM215 191V192H214ZM260 191V192H259ZM61 192V193H60ZM217 192V193H216ZM223 192V193H222ZM247 192V193H246ZM57 193V194H58ZM149 193V194H148ZM177 193V194H176ZM191 193V194H190ZM245 194V195H243V194ZM251 193H252V195H251ZM156 194V195H155ZM158 194V195H157ZM231 194V195H230ZM150 195V196H149ZM237 195V196H236ZM247 195H249V196H247ZM251 195V196H250ZM150 197V199L153 201V204H152V201H150V199H149V197ZM152 196V197H151ZM154 196H155V198H156V200H154L155 198H154ZM165 196V197H164ZM216 196V197H215ZM66 197V198H67ZM219 197H220V199H219ZM250 197H252V198H250ZM67 198V199H68ZM166 198V199H165ZM176 198V199H175ZM217 198L219 199V200H217ZM67 199H64L65 201H67ZM194 199V200H193ZM240 199V200H239ZM245 199H247V201L245 200ZM147 200H148V203H147ZM173 200V201H172ZM175 200V201H174ZM210 200V201H209ZM245 200V201H244ZM146 201V202H145ZM150 201V202H149ZM158 201V202H157ZM240 201V202H239ZM244 201V202H243ZM255 203H254V202ZM139 202V203H138ZM155 202V203H154ZM169 202V203H168ZM164 203V204H163ZM243 203V204H242ZM135 205V207H138V208H136V211H137V213L136 212H133V209H130V208H132V205ZM141 204V205H140ZM157 204V205H156ZM166 204V207H164L163 208V206ZM238 204V205H237ZM133 205V206H134ZM140 205V206H139ZM151 205V206H150ZM169 205V206H168ZM213 205V206H212ZM228 205V206H227ZM233 205H234V207H233ZM242 205V206H241ZM147 206V207H146ZM230 206V207H229ZM140 207V208H139ZM153 209H152V208ZM167 207H168V210L169 209H171V210H169L168 211V213L166 212L167 211ZM236 207V208H235ZM157 208H158V211H157ZM214 210V211H213ZM234 210H235V212H234ZM256 210V211H255ZM171 211L173 212V213H171ZM176 211V212H175ZM226 211V212H225ZM262 211V212H261ZM140 212H142V213H140ZM166 212V214H164ZM234 212V213H233ZM140 213V214H139ZM231 213V214H230ZM263 213V214H262ZM119 214H120V216H119ZM169 214H170V216H169ZM260 214V215H259ZM73 215V217H74V219L76 220H74V219H72V224H69V226L71 227H69L68 225L65 227L66 229V231L65 230H63L64 228H62L61 226H58V225H56V224H54L53 222H52V220L50 219V221L48 222V221H46L47 219H49L48 217L47 218H45L46 220H44V224H46V225H48L49 227H48V232H49V235H47L46 236V244H47V253L49 254L47 257L48 258H50V259H47V257H43L41 254H39L38 252H39V249L36 247V246H34V244L33 243H31V242H29V244H31L33 247V249H35V250H32V248H31V246H30V249H31V251H33V252H31L32 254H35L36 256H38V254H39V256L40 257H37V260H35V258L36 257H34V258H31V257H29L28 255L29 254H27V255H25V253H21V250H19L18 249V247L19 246H17L16 245V248H15V250H16V253L17 254H15V259L14 260H16L15 261V263L16 264H32L34 261L37 263V264H48L47 262H48V260H50L49 262L50 263H53V264H66L65 262H64V260H63V257L64 256H68L69 255V253L68 252H73L74 250L72 249V248H70V246L71 245H76L74 248H75V251L76 252H79V253H82L83 255H84V252H85V255H84V257L85 256H87V254L88 253H90V252H92L93 250H94V248L95 249H97L96 250V252L97 251H99V252H97V253H95V255H96V258H99L100 260V262L102 263V260H103V256H101V255H103L104 253H103V251L106 249V247H105V249L103 248V250L102 249H99L100 248V246H101V248L102 247H104L105 245H103L99 240H98V238H95V236L94 235H92V234H88V230L86 231L85 229H87L86 227L84 228V225H83V223L81 222V220H80V218H78V216L76 215V214H72ZM140 215V216H139ZM163 215H165L164 217H163ZM206 215V216H205ZM243 215V216H242ZM152 218H151V217ZM166 216H167V218H166ZM252 216V217H251ZM117 217H119V218H121V219H119V218H117ZM131 217V218H130ZM133 217V218H132ZM163 217V218H162ZM235 217V218H234ZM77 218V219H76ZM126 218V220L128 219L129 220V224L126 226V225H124V219ZM138 218V219H137ZM141 218V219H140ZM144 218H145V220H144ZM164 218L166 219V220H168V222L167 221H165L164 220ZM168 218H171V219H168ZM185 218V219H184ZM237 218H239V219H237ZM242 218V219H241ZM149 219V220H148ZM152 219V220H151ZM161 219V220H160ZM234 219H235V221H234ZM237 219V220H236ZM127 220V221H128ZM223 220H225V222L223 221ZM260 220V221H259ZM46 221V222H45ZM79 222V226H78V224H76V223H78ZM81 222V223H80ZM116 222V223H115ZM122 222V223H121ZM142 222V223H141ZM50 223V224H49ZM52 223V224H51ZM119 223H121V224H119ZM149 223V224H148ZM151 223V224H150ZM203 223V224H202ZM246 223V224H245ZM262 223V224H261ZM133 225V226H130V225ZM153 224V225H152ZM170 224V225H169ZM192 224V225H191ZM226 224V225H225ZM50 225H51V227H50ZM52 225H54V226H52ZM72 225V226H71ZM74 225H76V227L78 226V230H77V228L75 229L76 231H74V232H72V234H71V231L72 230H74V228H72ZM82 227H81V226ZM115 225H116V227H115ZM118 225H120V226H118ZM124 225V226H123ZM260 225V226H259ZM37 226V223H35V227ZM118 226V227H117ZM136 226H138V228L136 227ZM158 226V227H157ZM58 227H59V229H58ZM114 227V228H113ZM122 227V229H120V228ZM136 227V228H135ZM254 227V228H253ZM49 228H50V230H49ZM68 228H70V230L68 229ZM83 228V229H82ZM112 228H113V232H112ZM115 228H117L116 230H114ZM118 228H119V230H118ZM129 228H131V231H130V229ZM152 228V229H151ZM174 228V229H173ZM52 229V230H51ZM127 229V230H126ZM133 229V230H132ZM140 231H139V230ZM156 229V230H155ZM144 230V231H143ZM222 230V231H221ZM58 231V233H55V232H57ZM60 231V232H59ZM81 231H83V232H81ZM121 231H123V232H121ZM129 231V232H128ZM137 231V232H136ZM51 232H53L52 234H51ZM68 232H69V234H68ZM80 232V233H79ZM87 232V233H86ZM132 232V233H131ZM136 232V233H135ZM140 232H141V236H142V239H140L141 237L139 236V239H140V243L138 242V235L140 234ZM61 233H63V234H61ZM66 233V234H65ZM77 233H79V234H81L82 235V233H83V235L81 236V238H80V240H81V242L79 241V239L78 240H76L75 241V239H77V237H80V236H78V234ZM125 233H126V235H125ZM127 233H129L128 235H129V237L127 236ZM137 233H139V234H137ZM227 233H228V235H227ZM54 234H55V236H54ZM57 234V235H56ZM58 234H60V236L58 235ZM133 234V235H132ZM233 234V235H232ZM245 234V235H244ZM69 237L68 239H67V236ZM87 235V236H86ZM88 235H91L93 238L91 239V236L90 237H88ZM118 235V236H117ZM125 235V236H124ZM137 236V238H136V236ZM172 235V236H171ZM259 235V236H258ZM53 236V237H52ZM64 236V237H63ZM76 236V237H75ZM99 236V235H98ZM143 236H144V238H143ZM66 237V238H65ZM84 237V238H83ZM121 237V238H120ZM125 237H128V239L127 240H129V241H127V240H125L126 238ZM218 237V238H217ZM257 237V238H256ZM75 238V239H74ZM88 238V239H87ZM90 238V239H89ZM116 238V239H115ZM147 238V239H146ZM60 239H62V240H60ZM65 239V241H64V245H62L63 244V240ZM98 240L97 242L98 243H100V244H98L95 240ZM255 239V240H254ZM56 240H58V241H56ZM70 241V243H69V241ZM72 240H74L75 242H77V241H79V243H74V241H72ZM89 240V241H88ZM113 240V241H112ZM117 240V241H116ZM120 240V241H119ZM137 240V241H136ZM145 240V241H144ZM147 240V241H146ZM87 243H86V242ZM90 241H93L92 243H90ZM150 241V242H149ZM228 241V242H227ZM69 244H68V243ZM72 242V243H71ZM96 242V243H95ZM110 242V243H109ZM128 244V245H126V243ZM54 243V244H53ZM80 243H82V244H84V245H82V244H80ZM89 243V245L90 246H93V245H96V246H93L92 248L91 247H89L87 244ZM120 243V244H119ZM147 243V244H146ZM51 244V245H50ZM66 244H68L69 246H66ZM71 244V245H70ZM78 244H80V245H78ZM122 244V245H121ZM124 244H125V246H124ZM135 244H137V246L135 245ZM150 244V245H149ZM226 244V245H225ZM62 245V246H61ZM114 245V246H113ZM121 245V246H120ZM152 245V246H151ZM63 246H66V247H64L63 249H62V247ZM77 246H79L78 248H80L81 246L83 247V249H82V247H81V250L79 249L78 250V248H77ZM223 246V247H222ZM52 247V248H51ZM54 247V248H53ZM85 247V248H84ZM88 247V248H87ZM222 247V248H221ZM227 247V248H226ZM232 247V248H231ZM57 248V249H56ZM59 248V249H58ZM66 248L67 249H69V251L68 250H66ZM117 248V249H116ZM134 248V249H133ZM140 248V249H139ZM36 249H38V250H36ZM52 249V250H51ZM66 250L65 252L64 251H61L60 252V250ZM72 249V250H71ZM91 249V250H90ZM162 249V250H161ZM221 249V250H220ZM78 250V251H77ZM86 250V251H85ZM117 250H118V252H117ZM146 250V251H145ZM161 250V251H160ZM52 251H53V253H52ZM68 251V252H67ZM88 251H90V252H88ZM102 251V252H101ZM220 251V252H219ZM62 253V254H60V253ZM105 252V251H104ZM50 253H51V255H50ZM71 253H70V255L69 256H72L73 257V255H71ZM93 253H94V251H93ZM103 253V254H102ZM119 253V254H118ZM153 253V254H152ZM19 254V255H18ZM91 254V253H90ZM90 254H88V256L90 257ZM141 254V253H140ZM148 254H150V255H148ZM23 255H25L24 256V258H22L23 257ZM53 255V257H50V256H52ZM62 255V256H61ZM99 255H100V257H99ZM109 255H110V257H109ZM148 256V259L146 260V258H147V256ZM247 255V256H246ZM257 255H258V257H257ZM31 256V255H30ZM112 256L114 257V259L112 258ZM159 256V257H158ZM164 256L167 258H164ZM28 257V258H27ZM116 257H117V259H116ZM220 257V258H219ZM223 257V258H222ZM17 258V259H16ZM27 258V259H26ZM30 258V259H29ZM53 258V259H52ZM159 258V259H158ZM226 258V259H225ZM26 259V260H25ZM42 259V260H41ZM52 259V260H51ZM55 259V260H54ZM153 259H154V261H153ZM219 259V260H218ZM20 260V261H19ZM45 260V261H44ZM115 260V261H114ZM231 260V261H230ZM253 260V261H252ZM257 260H259L258 261V263H257ZM261 260V261H260ZM19 261V262H18ZM26 261V262H25ZM98 260H96V259H89L88 257H87V259L86 258H84V262H83V264L84 263H86V264H92V262L94 263V264H99L100 262H99ZM121 261V262H120ZM158 261V262H157ZM165 261V262H164ZM222 261H224V262H222ZM230 261V262H229ZM255 261H256V263H255ZM23 262V263H22ZM34 262V263H35ZM45 262V263H44ZM150 262V263H149ZM219 262V263H218ZM253 262V263H252ZM33 263V264H34ZM130 263H132V262H128V264H130ZM160 263H158V264H160Z\"/></svg>", "mask_w": 264, "mask_h": 264}, {"label": "bare ground", "instance_id": "obj_2", "mask_svg": "<svg viewBox=\"0 0 264 264\" xmlns=\"http://www.w3.org/2000/svg\"><path fill=\"white\" fill-rule=\"evenodd\" d=\"M35 1V0H34ZM138 0H135V1H133V2H137ZM144 1V0H143ZM141 2V3H143L144 4V2ZM149 1V0H148ZM153 1V0H152ZM156 2H157V0H155ZM162 1V0H161ZM168 1H170V0H168ZM178 1V0H177ZM182 1V2H181ZM199 1H204L205 3H206V1L207 0H179V3L181 2L182 3V9H185L186 11H187V13H189L188 15L190 16H192V17H194V8H195V6H196V4L199 2ZM209 1H213V0H208L207 2H209ZM224 0H222V2H223ZM227 1V0H226ZM16 2V1H15ZM117 2V1H116ZM118 2H120V3H123L124 1H120V0H118ZM132 2V3H133ZM150 2H151V0H150ZM156 2H155V4H154V2H153V4L154 5H158V4H156ZM225 2V1H224ZM59 3V2H58ZM79 3V2H78ZM109 4H110V2H108ZM120 3H119V5H120ZM128 3V4H127ZM146 3V2H145ZM160 3V2H159ZM163 3V2H162ZM201 3V2H200ZM212 3H214V1L212 2ZM216 3H218L219 4V2H217V0H216ZM41 4V3H40ZM39 4V5H40ZM91 4V3H90ZM102 4V3H101ZM124 4V3H123ZM122 4V5H123ZM131 4V3H130ZM134 4V3H133ZM138 4H139V2H138ZM148 4H150L149 2H148ZM161 4V3H160ZM169 4V3H168ZM167 4V5H168ZM171 6H173L172 7V10H173V8L174 9H178V6H179V4L175 1H172L171 3ZM207 4V3H206ZM209 4V3H208ZM215 4V3H214ZM225 4V3H224ZM228 4H229V7L227 8L228 9V13H227V15H228V19H226V20H224L223 22H220V20H219V22L218 23H221V29H220V33L219 34H217L216 32H213V33H216L217 35L216 36H218V39H217V41H213V42H217V43H213V47L215 46V45H217V48H218V53L219 54H223V55H225L226 57H228V58H231V59H235V60H237L238 61V64H240L239 66L242 68V66L241 65H246L247 66V64H248V62H249V60L250 59H253L254 58V56H255V54L257 53V52H259L258 54H260L259 55V57H261L262 59H261V61L264 59V0H231L230 1V3H229V1H228ZM104 4H102V6H103ZM113 5V4H112ZM116 5V4H115ZM115 5H113V6H115ZM141 5V4H140ZM152 5V4H151ZM166 5V6H167ZM198 5V4H197ZM201 5H202V3H201ZM41 6V5H40ZM99 6V5H98ZM101 6V5H100ZM106 6V5H105ZM124 6V9H123V7H122V9L123 10H125L124 11V13L122 14V15H124V16H121V17H117V18H115L114 17V15H112V13L115 11V10H117V9H115L111 14H109L108 16H106V18L105 17H101L102 19H99V20H101L100 22L102 23V25L104 24V25H108L109 27H111V30H103V35H104V37L105 36H107L108 38H112V39H115V40H120L121 42H122V44H123V46L124 47H130L131 48V50L130 51H132L133 49H134V51L132 52V53H137V52H135L136 50V48L137 49H139V47H140V45H143V43L145 42V39L143 40V36H144V33H143V30L141 31V29L138 27V29H137V27H136V25H135V23H134V21L132 20V14H133V16H136V15H134L135 13L137 14V16L140 18V21H139V23L138 24H140V23H143L144 21L145 22H148L147 21V18H150V17H152V18H154V20H156V19H158V16H160L161 14H160V12H159V15L157 14V16L155 15V13H157V11H154V10H151L150 8H152V7H148L147 8V6H145V8H146V10H142V9H140V11H138V10H136V8L138 9L139 7H133V5H129V2H126V5L124 4L123 5ZM135 6H136V4H135ZM137 6H139V5H137ZM143 6V5H142ZM156 6H155V8H156ZM161 6H163L164 7V5H161ZM169 6V5H168ZM199 6V5H198ZM209 6H212V5H210L209 4ZM214 6V5H213ZM216 6H218L217 4H216ZM219 6H221V3H220V5ZM226 6V5H225ZM228 6V5H227ZM226 6V7H227ZM107 7H109V8H105L106 9V11H107V9H109V11H110V6H107ZM119 7V6H118ZM120 7H121V5H120ZM119 7V8H120ZM170 7V6H169ZM204 7V6H203ZM97 8V7H96ZM118 8V10H120ZM154 8V7H153ZM160 8V7H159ZM206 8V7H205ZM204 8V9H205ZM218 8V7H217ZM222 8V7H221ZM225 8V7H224ZM100 9H102V7L100 8ZM104 9V10H105ZM111 9H112V7H111ZM200 9V8H199ZM19 10V9H18ZM66 10V9H65ZM103 10V9H102ZM157 10V9H156ZM166 11H168V9H165ZM170 10H171V8H170ZM175 10V11H176ZM179 10V9H178ZM177 10V11H178ZM181 10V9H180ZM202 9H200V11H201ZM220 11H221V9H219ZM36 11V10H35ZM64 11V10H63ZM177 11L175 12V14H177ZM182 11V10H181ZM200 11L198 10V12L200 13ZM206 11V10H205ZM211 11V10H210ZM208 9H207V12H210ZM223 11V10H222ZM18 12V11H17ZM21 12V11H20ZM40 12V11H39ZM96 12V11H95ZM94 12V13H95ZM98 12V11H97ZM96 12V14H98ZM100 12H102L101 10H100ZM117 12V14L116 15H118V11H116ZM164 12V11H163ZM171 12H173V11H171ZM196 12H197V10H196ZM213 12V11H212ZM11 13H12V10H11V6L6 2V4H2V5H0V102L1 103H3V102H11V103H13L12 105H15L16 107H18V102H34L33 103V105H32V109H35V110H38V111H40V112H46V113H49V114H51V115H54V116H60V117H65V114L66 113H70L71 114V118L72 119H75L74 120V122L77 120V121H79V123L80 122H84V123H86L87 121L89 122V120L87 119V115H88V109H87V107H85L84 105H82V104H80L79 106H76V105H74V103H72V104H69V105H60V104H62V103H60L61 101L63 102V100H61V99H59L60 101L59 102H53L54 101V99H53V97H52V95H53V93H55V94H57L58 92H60V91H62V90H69V89H72V88H76V90L77 89H79V90H81V88H82V83H81V80H80V78H78L77 76H76V74L74 73V70L73 69H71L70 67H64V64H63V60H62V58H61V54H62V52H64V48H63V46H64V42H65V40H64V38H65V36L66 37H68L66 34H65V32H63V33H61L60 31H57V32H55V36L53 37V40H52V42H50L49 44L47 43V39H46V37H47V35H46V30H47V27H48V24H46V21H45V19H43V14H41V16H40V18H39V20L34 24L35 26V31L33 32L32 30H31V28H30V23H28V21L27 20H25L24 18H25V15L23 16V17H20V18H22L21 20H22V24H20V25H17V26H15V27H13L12 29H9V30H7L9 27H7V25H5L8 21H10V16H11ZM165 13V12H164ZM179 13V12H178ZM199 13H198V15H197V17L199 16ZM211 13V12H210ZM220 13V12H219ZM224 13V12H223ZM49 14V13H48ZM102 14V13H101ZM104 14V13H103ZM106 14V13H105ZM104 14V15H105ZM115 14V13H114ZM166 14V13H165ZM172 14V13H171ZM202 14V13H201ZM200 14V15H201ZM13 15V14H12ZM21 15V14H20ZM28 15V14H27ZM83 15V14H82ZM92 15V14H91ZM179 15V14H178ZM182 15V14H181ZM185 15H186V13H185ZM187 15V16H188ZM203 15H205V16H202V20L204 21V19H206V20H208V18H211V14L208 16V13H205L204 12V14ZM218 15V14H217ZM162 16H165V15H162ZM162 16H160V18L162 17ZM12 17H14V16H12ZM88 17H89V15H88ZM87 17V18H88ZM96 18H97V15L95 16ZM138 17L136 18L135 17V19H138ZM165 17H168V16H165ZM181 17V16H180ZM192 17H190L191 18V20L193 19ZM224 17V16H223ZM225 17H226V15H225ZM72 18H74V17H72ZM164 18V17H163ZM199 18V19H200ZM214 18H216V16L214 17ZM233 18V19H232ZM51 19V18H50ZM57 19V18H56ZM86 19V18H85ZM167 19V18H166ZM198 19V20H199ZM212 20H213V16H212V18H211ZM210 19V20H211ZM14 20V19H13ZM18 20H20V19H18ZM89 20V19H88ZM92 20H95V18H93ZM99 20H98V22H89V23H91L90 25H88L89 23L88 22H86V23H88L87 24V26L85 25V23H84V26H79V28H77V30H78V32L76 33V34H74V32H73V34L77 37V35H78V37L77 38H79V36H81L82 34H83V32H84V30H86V29H88L89 31H93L94 29H95V27H94V24L95 25H97L98 23H99ZM139 20V19H138ZM137 20V21H138ZM162 20H164V19H162ZM174 20V19H173ZM182 20L183 21H185L186 20V22H185V24H187V22H188V24H187V26L189 25V21H188V19H183L182 18ZM198 20H196L197 22H198ZM158 21V20H157ZM159 21H161V20H159ZM182 21V22H183ZM193 22L195 21L194 19L192 20ZM195 21V22H196ZM218 21V20H217ZM13 22V21H12ZM81 22V21H80ZM144 22V24H146ZM165 22V21H164ZM166 22H168V21H166ZM169 22H171V21H169ZM177 22V21H176ZM207 22H209V25L207 26V28L210 26V24H211V22L210 21H207ZM206 22V23H207ZM15 23V22H14ZM76 23V22H75ZM101 23H99V24H101ZM174 23H175V21H174ZM184 23V22H183ZM182 23V24H183ZM128 24H133V25H135V27L134 28H132V29H129L130 28V26H129V28H126V27H128ZM160 24H162V23H160ZM164 24V23H163ZM166 24V23H165ZM185 24H183V25H185ZM198 24H200L199 22H198ZM204 24V23H203ZM217 24V23H216ZM216 24H215V28H216ZM14 25V24H13ZM75 25V24H74ZM92 25V26H91ZM168 25H169V23H168ZM175 25V24H174ZM178 25V24H177ZM181 25V24H180ZM218 25V24H217ZM218 25V26H219ZM86 26V27H85ZM126 26V27H125ZM138 26V25H137ZM146 26V25H145ZM145 26H143V27H145ZM170 26V25H169ZM173 26V25H172ZM171 26V27H172ZM182 26V25H181ZM190 26V25H189ZM192 26H201V25H196V24H192ZM191 26V27H192ZM213 26H214V24H213ZM61 27H63V26H61ZM94 27V28H93ZM175 27L177 28L178 26H176L175 25ZM175 27H174V29H172V30H175ZM210 27H212V25L210 26ZM209 27V28H210ZM52 28V27H51ZM75 28V27H74ZM108 28V27H107ZM154 28H156L155 26H154ZM159 28V27H158ZM163 28V27H162ZM166 28H168V26H167V24L165 25V27H164V29H165V31H166ZM180 28H183V27H180ZM180 28L179 29H176V30H180ZM185 28V27H184ZM183 28V29H184ZM193 28V27H192ZM208 28V29H209ZM214 28V29H215ZM219 28L220 27H217V32H219L218 30H219ZM27 29L28 30H30L31 31V34L33 35V37H31V34H29L28 33V31H27ZM60 29V28H59ZM71 30H72V26H71V28H70ZM160 29V28H159ZM183 29H181L180 31H182ZM187 29V27L185 28V30ZM194 29V28H193ZM196 29V28H195ZM197 29H198V27H197ZM203 28H201L200 29V31L202 30ZM211 29H213V28H211ZM69 30V29H68ZM145 30V29H144ZM146 30H148L147 28H146ZM163 30V29H162ZM190 30V29H189ZM64 31V30H63ZM67 31V30H66ZM99 32H100V30H98ZM159 31V30H158ZM157 31V32H158ZM164 31V30H163ZM164 31V32H165ZM168 31V30H167ZM187 31V30H186ZM186 31H183V32H185L186 33ZM206 31H208V30H206ZM205 31V32H206ZM213 30H211V32H212ZM214 31H216V30H214ZM102 32V31H101ZM168 32H170L171 33V36L173 35V37H174V33L172 34V32H174V31H168ZM191 32V31H190ZM193 32V31H192ZM204 32V33H205ZM67 33V32H66ZM85 33V32H84ZM92 33H94V32H92ZM145 33H147V32H145ZM161 33H162V31H161ZM166 33V32H165ZM181 33V32H180ZM179 32L178 33H176V35L178 34V35H181ZM69 34H70V36H69V39H70V37H72V32H69ZM212 34V33H211ZM95 35V34H94ZM140 37H139V36ZM159 35V34H158ZM160 35H162V34H160ZM167 35H168V33H167ZM167 35H166V37H167ZM188 35V34H187ZM192 35H193V33H192ZM214 35V34H213ZM137 36L139 37V39L137 38ZM148 36V35H147ZM151 36V35H150ZM189 36H191V34L189 35ZM208 36H209V34H208ZM215 36V35H214ZM215 36V37H216ZM52 37V36H51ZM50 37V38H51ZM103 37V38H104ZM166 37L165 38H162V39H164L165 41H168L167 39H166ZM176 37V36H175ZM184 37V36H183ZM12 38H13V40H17L18 42H15V43H17V44H14V45H9V46H12L11 48H10V50H7V49H5V48H8V47H6V45H7V43H9V40H12ZM15 38V39H14ZM36 38V41H34V39ZM81 38V37H80ZM83 38V37H82ZM88 38H89V36H88ZM106 38V37H105ZM107 38V39H108ZM134 38H137L138 39V42H137V40L135 39V45H134V43H133V41H134ZM180 38H181V36H180ZM33 39V40H32ZM67 40H68V38H66ZM84 39H85V36H84ZM101 39V38H100ZM149 39V38H148ZM174 39H179V37L177 36V38H174ZM173 38L171 39V40H174ZM187 38H185V40H186ZM189 39V38H188ZM187 39V40H188ZM194 39V38H193ZM193 39H190V43L191 44H193L192 42L194 41L195 42V45H197L196 44V41L195 40H193ZM196 39V38H195ZM209 39H211V37H209ZM72 40V39H71ZM79 40V39H78ZM77 40V41H78ZM96 40V39H95ZM94 38L93 39H85V41L83 42L84 44H82V45H84L85 46V48H90L91 49V51H92V53H95L96 55H98V50H97V45H96V42L94 43ZM150 40H152V38L150 39ZM163 40V41H164ZM183 41H185L184 40V38L182 39ZM181 40V41H182ZM186 40V41H187ZM197 40V39H196ZM212 40H215V38L213 39L212 38ZM33 41L34 42H36V44L35 43H33ZM102 41V40H101ZM162 41V40H161ZM180 41V40H179ZM179 41H178V43H179ZM210 41V40H209ZM74 42H75V40H74ZM79 42V41H78ZM78 42H77V44H78ZM148 42V41H147ZM152 42V41H151ZM150 42V44H152ZM171 42V41H170ZM188 41H187V46L189 45H191V44H188L189 43ZM201 42H202V39H201ZM201 42H199L200 43V45H203ZM118 43H120V42H118ZM176 43V42H175ZM185 43V42H184ZM183 42H180V44H183V46L185 45ZM76 44V43H75ZM144 44H146V42L144 43ZM161 44V43H160ZM166 44H169V43H166ZM171 44V43H170ZM66 45V44H65ZM176 45H179V44H176ZM194 45V47L193 46H190V47H192V48H194L195 49V47L197 48V50H199L200 48H198L197 46H195ZM199 45V46H200ZM209 45V44H208ZM75 46V45H74ZM77 46V45H76ZM97 46V47H96ZM106 45H104L103 47H105ZM107 46H108V44H107ZM121 46V45H120ZM123 46H122V48H123ZM151 46V45H150ZM152 46H153V44H152ZM161 46V45H160ZM167 46H170L171 47V45H167ZM173 46H175V45H173ZM179 46H182V45H179ZM211 46V45H210ZM67 47V46H66ZM69 47V46H68ZM78 47V46H77ZM112 47V46H111ZM118 47V46H117ZM143 47V46H142ZM149 47V46H148ZM147 47V48H148ZM176 47H178V46H176ZM203 47H204V45H203ZM203 47L201 48V49H203ZM84 48V47H83ZM102 48V47H101ZM145 48V47H144ZM146 48V49H147ZM151 48V47H150ZM169 48V47H168ZM179 48V47H178ZM184 48V47H183ZM182 48V49H183ZM189 48V47H188ZM120 49V48H119ZM118 49V50H119ZM157 49V48H156ZM155 49V50H156ZM180 49H181V47H180ZM199 50L200 51V53H202L201 51L202 50ZM209 49V48H208ZM77 50V49H76ZM79 50V49H78ZM77 50V51H78ZM81 50V49H80ZM83 50H85V49H83ZM87 50V49H86ZM101 50V49H100ZM151 50V49H150ZM175 50V52H177L176 51V49H174V48H172L171 49V51H174ZM196 50V49H195ZM204 50V49H203ZM211 50V49H210ZM71 51V50H70ZM82 51V50H81ZM116 51V50H115ZM126 51H128V50H125L124 52H126ZM140 51V50H139ZM148 51H149V49H148ZM162 52H164L163 50H161ZM160 51V52H161ZM170 51V50H169ZM179 51V50H178ZM182 52H181V54H185L184 56H181V55H179V59H180V57H183V59L181 60L182 62L178 65L177 63H176V59H175V63L177 64V66H180L181 67V65H182V67L181 68H183V66H184V68L183 69H185L187 66V68L189 69V67H190V69L189 70H191V68H193V67H191L190 66V64H191V62H192V64H193V60L192 61H187L188 62V64H186V61H185V59L184 58H187V54L188 55H190L191 54V52L193 51V50H188V51H190V53H183V51H184V49L183 50H181ZM199 51L197 52V53H199ZM206 50H204V52H205ZM213 51V50H212ZM86 52V51H85ZM120 52V51H119ZM152 52V51H151ZM165 52H167V50L165 51ZM164 52V53H165ZM194 52V51H193ZM67 53V52H66ZM140 52H138V54H139ZM144 53V52H143ZM172 53V52H171ZM178 53V52H177ZM206 53V52H205ZM204 53V54H205ZM215 53H216V51H215ZM217 53V54H218ZM76 54H78V53H76ZM87 54H89V53H87ZM102 54V53H101ZM116 54V53H115ZM114 54V55H115ZM121 54H122V52H121ZM120 54V55H121ZM194 54H195V52H194ZM193 54V57H195V55ZM203 54V56H205V58L207 59L206 61L208 62V59L210 60L211 58H209L210 56H212V55H209L208 56V58L206 57V55H204ZM218 54V55H219ZM221 54V55H222ZM84 55V54H83ZM82 55V57H84ZM117 55H119V54H117ZM136 55V54H135ZM174 55H176L177 56V54H174ZM173 55V56H174ZM198 55H200V54H197L196 55V57L198 56ZM214 55H216V54H214ZM89 56V55H88ZM88 56L86 57V58H88ZM134 55L133 54H129V53H125L123 56H121L119 59H118V64L119 65H121L122 66V69H124L123 70V72L122 73H124V71H126V70H128V69H130V68H132V70L134 69L135 70V67H134V64H135V59H134V57H133ZM142 56H144V54L142 55ZM162 56V55H161ZM166 56V55H165ZM220 56V55H219ZM118 57V56H117ZM164 57V56H163ZM167 57V56H166ZM192 57V56H191ZM202 57V55H200L199 56V58H201ZM214 57V56H213ZM212 57V58H213ZM256 57V56H255ZM76 58V57H75ZM89 58H91V57H89ZM102 58V57H101ZM139 58H142V57H139ZM170 58V57H169ZM177 58V59H178ZM199 58H196L197 59V64L199 63V62H201V60L203 59H200L199 60ZM205 58L203 59V60H205ZM220 58H222L221 56H220ZM81 59V58H80ZM163 59V58H162ZM192 59V58H191ZM258 59V58H257ZM84 60V59H83ZM88 60V59H87ZM91 61H92V58L90 59ZM94 60V59H93ZM137 60V59H136ZM143 60V59H142ZM173 60H174V58H173ZM199 60V61H198ZM203 60H202V62L201 63H203V64H200L201 65V67H202V69H203V67L205 66L204 65V62H203ZM235 60H233V61H235ZM101 61H102V59H101ZM112 61V60H111ZM139 61V60H138ZM161 62L163 61V60H160ZM185 61V62H184ZM205 61V62H206ZM223 62H224V60H222ZM226 61V60H225ZM260 61V60H259ZM258 61V62H259ZM88 62V61H87ZM95 62V61H94ZM144 62H145V60H144ZM167 62V61H166ZM168 62H170V60L168 61ZM178 62V61H177ZM210 62V61H209ZM212 62L213 63H215V61H213L212 60ZM212 62H210V65L212 66ZM174 63V62H173ZM173 63H171V65L173 64ZM212 63V64H211ZM227 63V62H226ZM262 63V62H261ZM50 64V65H49ZM84 64V63H83ZM87 64V63H86ZM89 64V63H88ZM98 64H100V62L98 63ZM107 64V63H106ZM141 64V63H140ZM153 64V63H152ZM164 64V63H163ZM176 64H173V65H176ZM187 66H186V65ZM196 64V65H197ZM206 64V63H205ZM216 64V63H215ZM215 64H213V65H215ZM234 64V63H233ZM252 64V63H251ZM259 64V63H258ZM90 65H91V62H90ZM142 65V64H141ZM161 65H162V63H161ZM199 65V66H200ZM204 65V66H203ZM209 65V67H211ZM227 65V64H226ZM235 65V64H234ZM80 66H82V65H80ZM100 67H102V71L103 72H106L107 73V69H108V67H107V65H105L104 63H101L100 65H99ZM144 65H142V67H143ZM146 66V65H145ZM163 67H164V65H162ZM167 66V65H166ZM186 66V67H185ZM198 66V65H197ZM196 66V67H197ZM222 66H225V62H224V64H222ZM251 66V65H250ZM258 66V65H257ZM88 67V66H87ZM176 66H174V68H175ZM215 66H213L212 68H214ZM235 67V66H234ZM110 68V67H109ZM148 68V67H147ZM198 68V67H197ZM232 68V67H231ZM236 68V67H235ZM235 68H233V70H235ZM248 68H250V67H248ZM141 69V68H140ZM173 69V68H172ZM179 69V68H178ZM201 69V68H200ZM204 69H205V73L209 70H206L207 69V66H206V68L204 67ZM203 69V70H204ZM218 70V72H219V69L217 68V66H216V68L215 69H213V71L212 72H214V70ZM243 69V68H242ZM256 69V68H255ZM101 70V69H100ZM138 70V69H137ZM160 70V69H159ZM166 70V69H165ZM193 70V69H192ZM199 69H197L196 71H197V73L200 71L201 72V70H199ZM211 70V69H210ZM239 70V69H238ZM77 71V70H76ZM89 71V70H88ZM117 71V70H116ZM141 71L143 72V68L141 69ZM150 70H148V72H149ZM161 71L164 73V72H166V71H164L163 69L162 70H160L158 73H156V74H158L159 76L161 75V74H159V73H161ZM176 71V70H175ZM188 71V70H187ZM194 71V70H193ZM192 71V74L194 75H197V73L195 72H193ZM227 71H229V70H227L226 69V71H225V73L227 72ZM235 71H237V70H235ZM240 71V70H239ZM247 72L249 71V70H246ZM256 71H257V69H256ZM255 71V72H256ZM102 72V73H103ZM145 72H146V70H145ZM170 72V71H169ZM179 72V71H178ZM204 71H202V73H203ZM212 72H210V73H212ZM231 71H229V72H227L226 74H229ZM241 72H242V70H241ZM260 72V71H259ZM105 73V74H106ZM128 73H129V71H128ZM127 73V74H128ZM155 73V72H154ZM183 73H185V72H183ZM182 73V74H183ZM190 73H191V71H190ZM201 73V74H202ZM245 73V72H244ZM243 73V74H244ZM126 73H124V74H122L123 76L121 77L120 75L121 74H119L118 75V71H117V74H114V77H115V75L117 76H120V78H123L122 80H123V82L122 83H124V85L126 86V84H128V83H130V80L133 78V76H132V78H131V75L129 76L130 78H127V76L128 75H125ZM153 74V73H152ZM167 75L169 74L168 72L166 73ZM198 74H200V73H198ZM204 74V73H203ZM220 75V78L219 79H217V82L219 81V84L221 83V85H224V86H226V87H228V88H232V89H237V86L239 85V82H240V80H239V82H234L233 81V77H232V74L233 73H231V74H229V75H225L224 73H223V71H222V73H219ZM235 74H236V72H235ZM235 74H233V75H235ZM242 74V73H241ZM246 74V73H245ZM244 74V75H245ZM251 74H252V72H251ZM259 74V73H258ZM142 75V78L143 77H145L144 76V74H139L138 76L140 77ZM163 75V74H162ZM165 75V74H164ZM189 75V74H188ZM191 75V74H190ZM193 75H191V76H193ZM194 75V76H195ZM216 75H217V73H216ZM249 76H250V73L248 74ZM153 77L155 76L154 74L152 75ZM152 76L149 78H147L146 79V81L143 79V80H141L140 78V80L138 79V84H139V86L138 87H136L135 88V95H134V97H131V101L135 104V108H137V111L136 110H134V112L136 111V112H139L140 114H142L144 117H146V115L148 114V113H150V111L148 112V109H146L145 107H147V106H149V107H151V105L150 104H154V100H155V95H151V93H152V91L151 92H149V91H147V89H145L143 86L141 87V84L143 85V84H147L145 87H147L148 88V90L150 89V86H151V88H153L152 87V81L154 80V81H157L158 82V80H156L155 78L157 77V76H155L154 77V79L152 78ZM172 76V78H174L175 76H173V75H171V73H170V75L169 76H166L165 75V77H164V79H165V83L167 82V81H171V79L169 78V77H171ZM178 76V75H177ZM204 76L205 75H203V78H204ZM258 76V75H257ZM99 77H101V75L100 74H96V76L93 78V80L92 81H97L98 80V78ZM112 77V76H111ZM162 77V76H161ZM259 77V76H258ZM117 78V77H116ZM152 78V79H151ZM178 78V77H177ZM179 78H181V77H179ZM178 78V79H179ZM187 78V77H186ZM193 78V77H192ZM197 78H198V76H197ZM206 78H208V77H206ZM238 78V77H237ZM236 78V79H237ZM257 78V77H256ZM85 79V78H84ZM114 79V78H113ZM185 79V78H184ZM195 79V81H196V77L194 78ZM212 80H213V78H211ZM240 79V78H239ZM88 80V79H87ZM137 80V79H136ZM173 80V79H172ZM182 80V79H181ZM192 80V79H191ZM211 80V81H212ZM242 80H243V78H242ZM241 80V81H242ZM92 81L90 80V83H92ZM108 79H107V83H108ZM133 81H134V78H133ZM174 81H175V78H174ZM189 81V80H188ZM193 81V80H192ZM198 81H200V79L198 80ZM204 81V80H203ZM215 81V80H214ZM257 80L255 79V82H256ZM104 82H106V81H104ZM116 82H117V80H116ZM134 82H136V81H134ZM134 82H132V83H134ZM161 82H162V80H161ZM160 82V80H159V83H158V85H156L158 88H159V90H158V88H157V90H158V95H157V100L159 101H161V103H162V105L165 103L166 105L164 106H162V105H160L161 106V108H163V107H166L167 105L169 106V107H171V104H172V101L170 102V99L173 97L174 98V96H171L170 94H169V101L167 100L168 99V97L166 98V96H165V94H160V90H161V88H163L164 89V85H163V82L161 83ZM171 82H173V81H171ZM177 82V81H176ZM184 82V81H183ZM186 82V81H185ZM202 82V81H201ZM86 83V82H85ZM107 83H105V84H107ZM191 83H194V82H191ZM190 83V84H191ZM204 84L206 83V82H203ZM216 83V82H215ZM243 83H245V82H243ZM118 84V83H117ZM167 84V83H166ZM168 84H169V82H168ZM167 84V85H168ZM188 84H189V82H188ZM187 84V85H188ZM241 84V83H240ZM257 84H258V86L259 87H261V89L262 88H264V81L262 80V77H260L259 79H258V81H257ZM179 85V84H178ZM177 85V86H178ZM196 85H197V83H196ZM195 85V86H196ZM215 85V84H214ZM246 85V84H245ZM248 85V84H247ZM102 86V85H101ZM121 86V85H120ZM154 86V85H153ZM156 86H154L155 87V89H156ZM162 86V87H161ZM175 86H176V84H175ZM174 86V87H175ZM182 86H183V84H182ZM193 84H192V87H191V91H189V93H188V95L190 96H186L187 98H189L190 100H188V101H186L185 102V105H184V107L187 105H191V109H193V107H194V105L195 104H198V102L199 103H201V108L199 109V111H198V113L197 114H199V115H204V110H205V112L208 110V108L210 107L211 108V110L210 111H214V110H221L222 111V108L223 107H226V106H224V104H222L223 102L225 103V102H228V103H226V105H230V103H229V101H226V100H228V99H226V98H223V97H225V96H223V97H221V95L219 96L218 95V93H216L215 95L213 94V96L211 95V96H203V97H201V95H196L195 96V94H199V93H197L198 91H199V89H194V88H196V87H194L193 88ZM202 86V85H201ZM200 86V87H201ZM208 86H209V81H208ZM217 86V85H216ZM216 86H214V87H216ZM128 87V86H127ZM130 87V86H129ZM165 87H167L166 85H165ZM168 87H169V85H168ZM167 87V88H168ZM199 87V86H198ZM240 87V86H239ZM123 89H124V87H122ZM122 88H119L121 91H122ZM126 88V87H125ZM177 88H179L180 89V87H177ZM183 88V87H182ZM189 88H190V86H189ZM217 88V87H216ZM246 88V87H245ZM83 89V88H82ZM90 89H92L93 90V94H94V96L95 97H98V98H102V97H105V98H108V96H111V99H112V96L113 95H111V94H113L112 93V90H114L113 88H112V90H111V92H109V90H105V91H103L102 93L101 92H98L97 90H95V88H93V86L91 85V88ZM154 89V88H153ZM209 88L207 87V93H208V90ZM221 89V88H220ZM240 89V88H239ZM243 89V88H242ZM89 90V89H88ZM91 90V91H92ZM119 90V91H120ZM131 90V89H130ZM133 90V89H132ZM145 90L147 91V93L145 92ZM165 90V89H164ZM171 90V89H170ZM177 90V89H176ZM216 90V89H215ZM222 90H223V88H222ZM244 90V89H243ZM249 90H251V89H249ZM253 90H254V88H253ZM260 90V89H259ZM264 90V89H263ZM70 91V90H69ZM90 91V90H89ZM120 91V92H121ZM160 91V92H159ZM186 91H188V90H186ZM257 91V90H256ZM72 92H74V91H72ZM88 92V91H87ZM162 92H163V90H162ZM161 92V93H162ZM166 92H168V90H166ZM199 92H201V91H199ZM229 92V91H228ZM245 92V91H244ZM252 92V91H251ZM71 93V92H70ZM70 93H69V95H70ZM76 93V92H75ZM169 93V92H168ZM210 94H211V92H209ZM230 93V92H229ZM263 93V94H262ZM261 94H262V96H260V97H256V98H251V96H253V95H250V97L249 98H251V99H248V105L246 106V107H244L243 109H242V112H240V113H245V114H247V113H249V112H251V116H253L252 118L254 119V121H256V122H254L253 124H259V127L260 126H264V92H262ZM72 94H74V93H72ZM89 94H90V92H89ZM93 94H92V96H93ZM116 94V93H115ZM133 94V93H132ZM153 94V93H152ZM175 94V93H174ZM174 94H172V95H174ZM250 94V93H249ZM58 95V94H57ZM91 95V94H90ZM244 95V94H243ZM66 96H68V95H66ZM152 96H154V100H151V99H153V97ZM171 96V97H170ZM195 96V97H194ZM199 96V97H198ZM238 96V95H237ZM245 97H248V96H246V95H244ZM244 96H242L241 98H242V100L245 98ZM255 96V95H254ZM55 97H57V96H55ZM95 97H93V98H95ZM116 97V96H115ZM197 97L200 99V100H198L197 101ZM58 98V97H57ZM60 98V97H59ZM92 98V97H91ZM130 98V97H129ZM128 98V99H129ZM172 98V99H173ZM176 98H178V97H176ZM179 98H180V96H179ZM196 98V99H195ZM232 98V97H231ZM230 98V99H231ZM236 98V97H235ZM240 98V99H241ZM52 99H53V101H52ZM69 99H71V98H69ZM193 99H195V101H193ZM226 99V100H225ZM229 99V100H230ZM234 99V95H233V98L231 99V100H233ZM239 99V98H238ZM55 100H57V99H55ZM82 100V99H81ZM106 100H108V99H106ZM153 101V102H151V101ZM156 100V102H158ZM165 100V101H164ZM176 100H178V99H176ZM175 100V98H174V101L176 102V103H179L178 101L180 100H178V101H176ZM225 100V101H224ZM230 100V102H232ZM127 101H129V100H127ZM162 101H164V103L162 102ZM193 101V102H192ZM223 101V102H222ZM244 101V100H243ZM241 102V101H238L237 102V100L235 101L236 102V104L238 105V107H240L241 108V105L242 106H244V104H245V102ZM246 101V100H245ZM120 102V101H119ZM168 102H170V104H167ZM175 102L173 103V105H172V107L171 108H173L174 110L176 109V111H177V107H176V105L177 106H179L178 104H176L175 105ZM188 102V103H187ZM203 102V103H202ZM234 102V103H235ZM78 103V102H77ZM181 103H182V100H181ZM184 103V102H183ZM182 103V104H183ZM187 103V104H186ZM241 105H240V104ZM242 103H244V104H242ZM23 104V103H22ZM66 104H67V102H66ZM96 104H97V111H98V113L96 112L95 114H96V116H97V114H99V116L100 117H98L99 118V120H100V118H101V116H104V118H105V116H106V113L107 114H109V112H108V110H107V108L105 107V104H104V102L102 101V102H96ZM117 104H119V103H117ZM121 104V103H120ZM128 104V103H127ZM132 104V103H131ZM156 104V107H157V105H159V104H157V103H155ZM180 104V103H179ZM182 104H180L181 105V107H180V110H182V109H185V108H183V106H182ZM174 105H175V107L176 108H174ZM206 105H207V107H206ZM240 105V106H239ZM24 106V105H23ZM110 106H111V104H110ZM114 106V105H113ZM120 106H124V105H120ZM140 106V107H139ZM143 106H145L144 108H142ZM168 106H167V110H169L170 112H171V108L170 109H168ZM221 106V107H220ZM223 106V107H222ZM231 106H232V104H231ZM231 106H229V107H231ZM234 106L236 107V105L235 104H233V106H232V108H234ZM9 107V106H8ZM7 107V109L6 110H8V109H10V107L8 108ZM127 107H129V106H127ZM139 107V108H138ZM189 107V106H188ZM20 108V107H19ZM19 108H18V110H17V108H15V109H13V113H8L7 111L6 112H3V110H5V109H2V111H0V132L2 133V135L3 136H5L6 135V137L8 136V135H10V136H12V135H17V138L13 141V142H9L8 143V146H5L4 148H5V150L8 148V150H9V154L10 155H12L11 157L14 159V160H12L11 162L13 163L14 161H16L17 162V168H13V169H9L8 168V170L6 169L5 170V172H1L0 173V264H16L15 263V261L16 260H14L15 259V254H17L16 253V250H15V248H16V245L17 246H19L18 247V249L19 250H21V253H25V255H27V254H29L28 256L29 257H31V258H34V257H36L35 258V260H37V257H40L39 256V254H41L43 257H47L49 254L47 253L48 251H47V244H46V236L47 235H49V232H48V225H46V224H44V220H46L45 218H49V219H47L46 221H50V219L52 220V222L54 223V224H56V225H58V226H61L62 228H64L63 230H65L66 228V226L68 225L69 226V224H72V219H74V217H73V215L72 214H76L77 216H78V218H80V220H81V222L83 223V225H84V228L86 227L87 229H85L86 231L88 230L89 232H88V234L90 233V234H92V235H94L95 236V238H98V240L103 244V245H105L104 247H102L101 248V246H100V248L99 249H102L103 250V248L105 249V247H106V249L103 251V255H101V256H103V260H102V263L99 261L100 259L99 258H96V255H95V253H97V252H99V251H97L96 252V250L97 249H95L94 248V253H93V251L92 252H90V251H88V252H90V253H88V254H90V257L88 256V254H87V256H85L84 257V255H85V252H84V255L82 254V253H79V252H76L75 251V246L74 245H71L70 246V248H72L74 251L71 253V252H68L69 251V249H67L66 248V250H68L67 252L69 253V255H70V253H71V255H73V257L72 256H64L63 257V260H64V262L66 263V264H83V262H84V258H86L87 259V257L90 259H96V260H98L100 263L99 264H108V253H110V252H108V231L109 230H111V228H109L110 226H112L111 224H108V217H109V219H110V217H112V219L110 220V222H112L113 221V219L116 221L117 219H115V218H113L114 217V215H116V213L118 212V213H122V212H124L127 208H128V206L129 205H127L128 203H135V205L137 204V202H135L137 199V197H134V195H133V192L134 191H136V189H134V188H132V190H131V188H130V186H129V184L127 183L128 181H126V179L127 178H124L125 179V181L123 182V180H122V182H120L121 184H123L122 186L120 185V183L119 184H116L117 186H115V185H113V186H108V159H106V158H102V159H105V161H106V163L105 164H107V166H106V172H105V174H104V176H105V179H103L102 180V178H101V181H96L95 179H94V176H92L91 174L92 173H90V171H88V169L85 167V162L87 163V160L89 159V156H88V159L87 158H84L83 160H82V158H80V156L81 155H79L78 156V154H75V155H71V154H74V152H72L73 150H81V149H83V147H85V144L88 142V141H90L89 139H90V137L92 138L93 136H90L89 134H88V132H89V130L88 129H82L81 127L82 126H80L79 124H76V122L75 123H72V124H74V126H71L69 123L67 124L68 126H65L64 125V127H63V125L61 126V125H56V124H51V123H47V122H45V121H42V120H40L39 118H37V117H35V116H33V115H31V114H22L21 112L22 111H20L19 110ZM109 108V107H108ZM115 108H116V105H115ZM115 108H113V109H115ZM125 108V107H124ZM124 108H123V110H124ZM130 108V107H129ZM140 108H142V109H144V110H146V112H148L146 115H144V113H146V112H144V111H142ZM148 108V107H147ZM155 108V107H154ZM157 108H159V106L157 107ZM179 108V107H178ZM195 108H197L196 106H195ZM194 108V109H195ZM1 109V108H0ZM95 109V108H94ZM113 109H110V110H112V111H115L116 110V112L118 111V108L117 109H115V110H113ZM132 109V108H131ZM141 110V112L140 111H138V110ZM151 109H153V108H151ZM193 109V110H194ZM231 109V108H230ZM133 110H132V113H133ZM157 111H158V113H157V115L159 114V116L161 115L159 112H160V109L158 110V109H156ZM163 111V113H166V114H168V112L169 111H165L164 112V109H162ZM166 110V109H165ZM174 110H172V111H174ZM217 110V111H218ZM232 111L234 110V109H231ZM239 110H241V109H239ZM20 111V112H19ZM111 111V112H112ZM121 111H122V108H121ZM121 111H120V113H121ZM153 111V110H152ZM155 111V110H154ZM153 111V112H154ZM195 111H196V109H195ZM209 111V112H210ZM235 111V110H234ZM233 111V112H234ZM10 112H12V110H10ZM92 112V111H91ZM94 112V111H93ZM119 112V111H118ZM123 112V111H122ZM142 112H144V113H142ZM152 112V114H151V116H153V115H156L155 113H153ZM169 112V115H167L168 117V121H166V119L164 120L163 119V117L161 116L160 118H159V116H158V119H157V121H160L159 119H163L164 121H166L167 123H169V118H175L176 117V115L173 113V112H171L170 113ZM192 112H194V111H192ZM236 112V111H235ZM23 113H24V111H23ZM34 113V112H33ZM124 113H125V111H124ZM132 113H130V114H132ZM139 113H138V115H139ZM187 113V112H186ZM186 113H185V115H186ZM195 113V112H194ZM208 112H206V114H207ZM228 113V112H227ZM239 113V112H238ZM36 114V113H35ZM39 114V113H38ZM89 114H90V112H89ZM136 114L137 113H135V118H136ZM166 114H165V116H166ZM172 114H174L173 116H175V117H173L172 116ZM187 114H190V111L187 113ZM197 114L195 115V117L194 118H197ZM209 114V113H208ZM124 115V114H123ZM142 115H140V116H142ZM163 115V114H162ZM184 115V114H183ZM212 115V113L210 112V114H209V118H210V116ZM227 115V114H226ZM235 115V114H234ZM237 115H239L240 116V114H237ZM248 115V114H247ZM247 115H245V116H247ZM250 115H248L249 117H250ZM41 116V115H40ZM90 116V115H89ZM111 117H113V112H112V114L110 115ZM119 117H120V115H118ZM132 116V115H131ZM140 116H138L139 118H137V121H139L140 120ZM150 116V115H149ZM164 116V115H163ZM164 116V117H165ZM172 116V117H171ZM177 116H179V115H177ZM213 116H215V114L213 115ZM228 116V115H227ZM232 116V115H231ZM248 116H247V118H248ZM90 117H92V116H90ZM90 117H88V118H90ZM115 117H117V116H115ZM118 117V118H119ZM157 117V116H156ZM184 118H182V119H184L183 121L185 122V123H180V122H182V121H180V122H177V119H176V121H174L173 123L171 122L170 123V128L168 129V130H166V131H169V133H171V134H166V136L164 135L163 137H162V134L164 133V130H163V128H164V125L165 126H167L168 124H165V123H162V122H160L161 124V130H163V131H161L160 130V127L158 128V130L157 131H161V135H160V131H159V136H161L163 139H161L162 140V142H167L166 144H164V143H162L160 140H158L157 138L159 137V136H157V138L155 137V141L156 140H158V141H160V143L164 146V150H165V152H166V154H167V152H168V154L170 153V155L173 153L174 154V152H175V154L177 155V153H176V151L175 150H181V146L183 145V144H186L187 145V147H188V149H186L185 151H187V152H185L183 149V151L186 153V155H187V153L189 154V153H191L190 151L191 150H193L192 149V147H194L195 146V143L196 144H198L197 142L199 141V137H198V140H194L196 137V134H197V132L198 131H196L197 130V124H198V120L197 119H195V120H193L192 118H189L190 116H183ZM185 117H187L186 119H185ZM235 117V116H234ZM241 117H244V115L243 116H241ZM93 118V117H92ZM104 118H102V119H104ZM123 117H121V119H122ZM143 118V117H142ZM141 118V120H143L144 121V118L142 119ZM148 118V117H147ZM147 118H145V122L147 121V123H145L144 124V122H142L143 123V125L145 126L146 124H149L148 122H149V120L150 119H147ZM153 118V117H152ZM166 118V117H165ZM179 118H180V120H181V117L179 116ZM199 118V117H198ZM207 119V123L209 122V121H211L210 119ZM217 118H218V116H217ZM229 118H230V116H229ZM251 118V117H250ZM71 119V120H72ZM109 118H107V116H106V122H110V124H113V122L115 121V122H117V118H116V120H114V118H113V120L112 119H109ZM147 119V120H146ZM161 119V120H162ZM214 119V118H213ZM238 119H244V118H237V120ZM87 120V121H86ZM94 120H96V119H94ZM94 120H92V121H94ZM111 120V121H110ZM129 120V119H128ZM133 120H134V117H133ZM136 120V119H135ZM153 119H151V121H152ZM162 120V121H163ZM179 120V119H178ZM186 120V121H185ZM209 120V121H208ZM235 120V119H234ZM245 120H246V118H245ZM247 120H251V119H247ZM66 121V120H65ZM101 121V120H100ZM104 121V122H105ZM122 121V120H121ZM130 121V120H129ZM150 121V122H151ZM153 121H155V118H154V120ZM152 121V122H153ZM156 121V122H157ZM217 121V120H216ZM252 122H253V120H251ZM51 122V121H50ZM90 122H91V120H90ZM95 122V121H94ZM114 122V123H115ZM119 122H120V120H119ZM134 122H136V121H134ZM155 122V123H156ZM219 122V121H218ZM243 122V121H242ZM241 121H240V124L242 123ZM246 122V121H245ZM244 122V124L246 125V123H248V121L245 123ZM124 123V122H123ZM122 123V125L124 126V124ZM138 123V122H137ZM211 123V122H210ZM234 123V122H233ZM236 123H238V122H236ZM76 124V125H75ZM93 124V123H92ZM103 124V123H102ZM141 124V123H140ZM151 124V123H150ZM219 124V123H218ZM218 124H215L216 126L218 125ZM227 124H229V123H227ZM226 124V125H227ZM231 124V123H230ZM229 124V125H230ZM108 125H109V123H108ZM114 126H115V124H113ZM118 125V124H117ZM121 125V124H120ZM120 125H119V127H120ZM122 125H121V127L120 128H122V129H124V127H122ZM142 125V126H143ZM152 125V124H151ZM156 125V124H155ZM159 125V124H158ZM213 125V124H212ZM220 125V124H219ZM218 125V126H219ZM224 125V124H223ZM229 125H227V128H228V126ZM238 125V124H237ZM110 126H112V125H110ZM113 126V127H114ZM127 126V125H126ZM199 126V125H198ZM208 126L209 125H207L205 128H204V130L205 129H207V131H208V133L209 132H212V133H214L213 132V130L212 131H209V130H211V129H209L208 128ZM211 126V125H210ZM216 126L214 127V128H216ZM91 127V126H90ZM90 127H88V128H90ZM150 126H148V128L146 127V129H151V128H149ZM153 127H154V124H153ZM156 128H157V126H155ZM201 127L203 128V125H201ZM200 127V128H201ZM213 127V126H212ZM212 127H210V128H212ZM222 127H224V126H222ZM221 127V128H222ZM231 127H233V125L231 126ZM234 127H236V125H234ZM238 127L240 128V126L238 125ZM237 127V128H238ZM246 127V126H245ZM248 127V126H247ZM246 127V128H247ZM118 128V127H117ZM116 127H115V129H117ZM155 128V129H156ZM199 128V127H198ZM201 128V129H202ZM219 128H220V126H219ZM236 129V130H239V131H237V132H239V134L240 133H242L241 131L243 130H241L240 131V129ZM98 131H99V127L98 128H96ZM154 128L152 129V131L153 130H155ZM213 129V128H212ZM223 129V128H222ZM256 129V128H255ZM261 129V128H260ZM260 129H259V131H260ZM262 129H264V128H262ZM46 130H52V131H54V132H56V133H58V135H55V136H53L52 138L50 137V136H48L47 135V133H49V132H47V133H45V131ZM90 130H91V128H90ZM96 130V131H97ZM119 131H117L116 133L119 135V133L118 132H120L121 130L120 129H118ZM199 130V129H198ZM203 130V129H202ZM215 130V129H214ZM217 130V129H216ZM219 130V129H218ZM233 130V129H232ZM235 130V129H234ZM257 130V129H256ZM93 131V130H92ZM95 131V130H94ZM137 131V130H136ZM157 131L155 130V133H156V135H157ZM253 131V130H252ZM258 131V130H257ZM258 131V132H259ZM263 131V130H262ZM124 132L126 133V131L124 130ZM134 132V131H133ZM139 132H140V130H139ZM138 132V133H139ZM205 132H206V130H205ZM235 133L236 131H232V133ZM0 133V134H1ZM7 133V134H6ZM99 133H100V131H99ZM103 133V132H102ZM102 133H100V134H102ZM125 133L123 134V136L125 135ZM142 133V132H141ZM140 133V134H141ZM155 133H154V135H155ZM166 133H168V132H166ZM196 133V134H195ZM251 133V132H250ZM260 133V132H259ZM121 134V133H120ZM227 134H229V133H227ZM264 134V133H263ZM52 135H53V133H52ZM97 135V134H96ZM139 135V134H138ZM171 135V136H170ZM195 135V136H194ZM201 135V134H200ZM214 135V137L213 136H211L212 138H210V139H212L213 141H214V138H215V134H213ZM218 135V134H217ZM252 135H254L253 134V132H252ZM256 135V134H255ZM3 136H1L0 137V139L1 140H4L3 139ZM104 136V135H103ZM136 136V135H135ZM144 136V135H143ZM150 136H152L153 137V134L151 133V135ZM207 135L206 134H204V135H202V137H206ZM221 136H223L222 134H221ZM232 137H234L233 136V134L231 135ZM262 136V135H261ZM5 137V138H6ZM105 137V136H104ZM122 137V136H121ZM137 137V136H136ZM135 137V138H136ZM140 137V136H139ZM161 137H159V138H161ZM193 137H195V138H193ZM218 137L219 138H221L220 137V135H218ZM218 137L216 138L217 140H218ZM226 138H229V137H227V136H225ZM224 137V138H225ZM236 137V136H235ZM234 137V138H235ZM238 137V136H237ZM242 137V136H241ZM260 137V136H259ZM123 138V137H122ZM122 138H120L121 140H122ZM154 138V137H153ZM243 138V137H242ZM7 139V138H6ZM104 139V138H103ZM127 139V136H126V138H124V140H126ZM137 139H138V137H137ZM140 139V138H139ZM142 139H145L144 137L142 138ZM150 139V137H149V135H148V140ZM203 139V138H202ZM205 139L206 138H204V140L202 141L201 139V141H199V142H201V143H203L204 144V142H205ZM222 140H223V138H221ZM230 139H232L231 137H230ZM235 139H238V138H235ZM235 139H233V141H236ZM246 139H247V137H246ZM249 139V138H248ZM66 140H68V141H66ZM129 140V139H128ZM151 140V139H150ZM212 140H211V142H212ZM222 140H220V141H222ZM5 141V140H4ZM9 141V140H8ZM153 141L154 140H152V143L151 144H154L155 143V141H154V143H153ZM197 141V142H196ZM216 141V140H215ZM226 143H227V140H224ZM224 141L223 142H219V144L222 146L223 145V147L222 148H224V146H226V145H228V146H230L229 144L231 143V142H229V144L227 143H225L224 144ZM245 141V140H244ZM247 141V140H246ZM245 141V142H246ZM250 141V140H249ZM253 141V140H252ZM1 143L3 142V141H0ZM121 142H124V141H121ZM128 141L126 140V142L124 143V144H126ZM129 142L130 143H132V140L130 141L129 140ZM128 142V143H129ZM186 142V143H185ZM217 142V141H216ZM5 143V142H4ZM94 143H96V142H94ZM93 143V144H94ZM137 143H138V141H137ZM159 142L158 143H155V145L156 144H160ZM206 143V142H205ZM215 143V142H214ZM233 143V142H232ZM231 143V144H232ZM247 143H248V141H247ZM254 143L257 145V147H263L264 148V137H262V138H258L257 139V141L256 142H253V145H254ZM22 144H26L27 146H26V148H27V156H23L22 154H21V151H20V146L22 145ZM91 144V143H90ZM134 145L136 144V143H133ZM146 144V143H145ZM150 144V145H151ZM219 144H217V146L219 145ZM249 144H250V142H249ZM5 145H7V144H5ZM89 145V144H88ZM132 145V144H131ZM131 145H128L129 146V148H130V146ZM134 145H132V146H134ZM154 145V146H155ZM162 145H160L161 147H162ZM185 145V146H186ZM199 145V144H198ZM210 145V144H209ZM212 145L213 144H211L210 145V148H212ZM215 145V144H214ZM214 145H213V150H215L216 148H214ZM233 145H234V143H233ZM252 145V144H251ZM2 146H4V144L2 145ZM2 146H0V147H2ZM23 146V145H22ZM21 146V147H22ZM132 146H131V148H132ZM140 146V145H139ZM153 146V145H152ZM158 146V145H157ZM206 147L208 146V143H207V145H205ZM205 146L203 147V148H205ZM216 146V145H215ZM7 147V148H6ZM159 147V146H158ZM158 147H155V148H157L158 150L157 151H159V148ZM179 147H180V149H179ZM196 147H197V145H196ZM194 148L195 150H198V148ZM209 147V146H208ZM207 147V148H208ZM219 147V146H218ZM233 146H231V148H232ZM237 147V146H236ZM242 147V146H241ZM23 148V147H22ZM86 148V147H85ZM92 148V147H91ZM130 148V149H131ZM136 148H137V146H134V149L136 150ZM140 148V147H139ZM149 148V147H148ZM152 147L150 146V148L149 149H151ZM155 148H154V150H155ZM163 148V147H162ZM207 148H205L206 150H207ZM229 148V150L231 149L230 147H228ZM227 148V149H228ZM238 148V147H237ZM93 149V148H92ZM211 149V150H212ZM219 149L221 150V148L219 147ZM218 149V151H220ZM2 150H3V148H2ZM135 150H132V151H135ZM201 150H203V151H201L200 152V154H198L197 155V163L195 162V164H198V160L200 161V163L203 161V162H205L204 161V158H208V156H207V154L209 155V153L208 152H206V151H204V149H201ZM208 150H210V149H208ZM229 150H227L228 152H230ZM259 150V149H258ZM263 150V149H262ZM84 151H86V150H84ZM147 151V150H146ZM151 151L153 152V148L151 149ZM156 151V150H155ZM154 151V156H158V154L159 153H161V156H162V153L164 154V152H161L162 151V149L160 148V152H157L158 154H156V152ZM217 151V152H218ZM223 152H225L224 150H222ZM226 151V152H227ZM234 151V150H233ZM236 151V150H235ZM240 151V150H239ZM7 152V151H6ZM72 152V153H71ZM78 152V151H77ZM137 152V151H136ZM180 152V151H179ZM182 152V151H181ZM216 152V154H218ZM228 152H227V154H228ZM253 152V151H252ZM76 153V152H75ZM79 153V152H78ZM85 153V152H84ZM83 152H82V157H85V155H83L84 154ZM134 153V152H133ZM195 153V152H194ZM212 153V152H211ZM231 153H233V152H231ZM230 153V154H231ZM258 153V152H257ZM80 154V153H79ZM93 154V153H92ZM103 154V153H102ZM107 154V153H106ZM106 154H105V156H106ZM130 154H131V152H130ZM173 154L171 155V156H169V157H167V158H165L166 156L164 155L163 156V158H162V160H164V159H166V163H168V161L170 162V161H172V160H170L169 158L171 157V158H173ZM180 155L182 154V153H179ZM184 154V153H183ZM182 154V155H183ZM215 154V153H214ZM213 154V155H214ZM223 154V153H222ZM221 154V155H222ZM226 154V155H227ZM233 154H235V152L233 153ZM237 154V153H236ZM1 155V154H0ZM8 155V154H7ZM91 155V154H90ZM108 155V154H107ZM160 155V154H159ZM191 155V154H190ZM189 155V156H190ZM212 155V154H211ZM212 155V156H213ZM224 156V158L226 159L227 157H226V155H225V153L223 154ZM87 156V155H86ZM94 156V155H93ZM102 156H104V154L102 155ZM140 156V155H139ZM153 156V157H154ZM175 156V155H174ZM192 156H195L194 154L192 155ZM191 156V157H192ZM231 156H232V154H231ZM230 156V157H231ZM263 156V155H262ZM7 157H9V156H7ZM91 157V156H90ZM155 157V158H156ZM175 157H177V156H175ZM180 157V156H179ZM182 158V161H183V158L185 157V156H181ZM186 157H188V156H186ZM191 157H190V159H191ZM196 157V156H195ZM220 157V156H219ZM218 157V159H220ZM222 157V156H221ZM221 158V160H222V162L223 161H225V159L224 158ZM233 157V156H232ZM231 157V158H232ZM260 157V156H259ZM2 158V157H1ZM94 158V157H93ZM114 158L116 159V160H119V157H118V155H116L115 153H114ZM189 158V157H188ZM211 158V157H210ZM161 158H159V160H160ZM185 159V158H184ZM190 159H188L189 160V164H191L190 163ZM233 159H234V157H233ZM232 159V160H233ZM3 160V159H2ZM92 160V159H91ZM157 160V159H156ZM176 160V159H175ZM175 160H173V164L175 163V162H178L179 163V161L177 160V161H175ZM179 160H180V158H179ZM186 160V159H185ZM193 160V162L195 161V159H192ZM215 160H217V156H216V159ZM221 160H219L220 162H221ZM229 161H230V159H228ZM255 160V159H254ZM257 160V159H256ZM8 161V160H7ZM89 161V160H88ZM104 161V160H103ZM103 161H101V164H102V162ZM104 161V162H105ZM165 161V160H164ZM175 161V162H174ZM181 161V160H180ZM181 161V162H182ZM212 161V160H211ZM258 161H260V160H258ZM9 162V161H8ZM11 162H10V164H11ZM90 162V161H89ZM104 162H103V164H104ZM112 162V161H111ZM187 162H184L183 161V163L185 164V163H187ZM192 162V163H193ZM215 162H217V161H215ZM219 162V163H220ZM228 162V161H227ZM233 162V161H232ZM7 163V162H6ZM15 163V162H14ZM119 163V162H118ZM123 163V162H122ZM163 163H165V162H163ZM172 163V162H171ZM170 163V164H171ZM177 163V164H178ZM229 163V162H228ZM3 164V163H2ZM29 165L30 167H29V169L27 170V167H26V169L25 168H22V165ZM104 164V165H105ZM172 164V165H173ZM176 164V165H177ZM207 164L208 163H204V165L202 166V167H204L205 165L207 166ZM224 164V162L221 164L220 163V165H223ZM8 165H9V163H8ZM176 165H175V167H174V169L175 168H177L176 167ZM179 165H180V163H179ZM186 165H188V164H186ZM194 165V164H193ZM198 165H200V164H198ZM197 165V166H198ZM201 165H202V163H201ZM200 165V166H201ZM209 165V164H208ZM210 165H212V164H210ZM209 165V166H210ZM219 165V166H220ZM227 165V164H226ZM228 165H231V164H228ZM16 166V165H15ZM14 166V167H15ZM124 166V165H123ZM122 166V167H123ZM165 166V165H164ZM168 165L166 164V167H167ZM174 166V165H173ZM194 166H196V165H194ZM200 166H198L196 169H194V168H192L193 170H195L194 172L196 173V172H198V171H196V170H202V169H199V167ZM208 166V167H209ZM213 166H214V164H213ZM225 166V165H224ZM85 167V168H84ZM115 167V166H114ZM113 167V168H114ZM186 167V166H185ZM208 167H206V168H208ZM221 167V166H220ZM110 168V167H109ZM156 168V167H155ZM184 168V167H183ZM201 168V167H200ZM211 168V167H210ZM215 168H217V167H215ZM225 168V167H224ZM224 168L222 169V170H224ZM264 168V167H263ZM26 171V172H23L24 170ZM178 169V168H177ZM180 169L181 168H179V171H180ZM187 169H188V167H187ZM204 169V168H203ZM219 169H221V168H219ZM2 170V169H1ZM101 170V169H100ZM110 170V169H109ZM113 170V169H112ZM116 170H117V168H116ZM121 170V169H120ZM190 170V169H189ZM189 170L187 171V172H189ZM222 170H219L218 172H220V171H222ZM259 170V169H258ZM103 171V170H102ZM111 171V170H110ZM109 171V172H110ZM157 171V170H156ZM168 171V170H167ZM176 171H178V170H176ZM178 171V172H179ZM208 171H210V170H208ZM225 171V170H224ZM104 172V171H103ZM127 172V171H126ZM135 172V171H134ZM203 172V171H202ZM212 172H214L215 173V171H213L212 170ZM101 174H102V172H100ZM113 173V172H112ZM118 173V172H117ZM176 173V172H175ZM179 173H181V172H179ZM178 173V174H179ZM190 173V172H189ZM188 173V174H189ZM195 173H193V174H195ZM201 172H199V174H200ZM206 174H207V172H205ZM213 173V174H214ZM217 173V172H216ZM225 173H226V171H225ZM110 174V173H109ZM122 174V173H121ZM125 174V173H124ZM123 174V175H124ZM168 174V173H167ZM177 174V173H176ZM175 174V175H176ZM192 173H190L189 174V176L191 175ZM192 174V175H193ZM196 174H198V173H196ZM205 174V175H206ZM218 174H220V173H218ZM223 174H224V172H223ZM118 175V174H117ZM127 175V174H126ZM126 175L124 176V177H126ZM187 175V174H186ZM101 176H103V175H101ZM112 176V175H111ZM134 176V175H133ZM152 176V175H151ZM178 176V175H177ZM176 176V177H177ZM180 176V175H179ZM195 175H193V180L194 179H196L197 180V178H195L194 177ZM216 176V175H215ZM100 177V176H99ZM176 177H175V181L177 180L176 179ZM188 177V176H187ZM205 177V176H204ZM206 177H208V174L206 175ZM206 177H205V179H206ZM211 177V176H210ZM248 177V176H247ZM251 177H252V175H251ZM104 178V177H103ZM122 178V177H121ZM179 178V177H178ZM209 178V177H208ZM222 178V177H221ZM21 180V182H18L17 180ZM118 179V178H117ZM116 179V180H117ZM169 179V178H168ZM184 179V178H183ZM212 179V178H211ZM215 179V178H214ZM213 179V180H214ZM220 179V178H219ZM19 180V181H20ZM111 180V179H110ZM114 180V179H113ZM115 180V181H116ZM128 180V179H127ZM160 180H161V178H160ZM179 180V179H178ZM196 180H194V182H195V184L197 183L198 184V182H196ZM199 180H201V179H199ZM227 180V179H226ZM246 180V179H245ZM248 180V183H249V180H250V178L249 179H247ZM247 180H246V182H247ZM251 180H253V181H250V182H253V186H255L256 188L255 189H257L258 188V186H259V179H258V177H257V179H255L254 177H253V179H251ZM22 181H23V184H22ZM133 181V180H132ZM159 181V180H158ZM162 181H164V180H162ZM172 181V180H171ZM183 181V180H182ZM188 180H186V183L185 184H187L188 182H187ZM208 181V180H207ZM215 181V180H214ZM223 181H224V179H223ZM116 182H118V180L116 181ZM160 182V181H159ZM181 182V181H180ZM206 182V181H205ZM204 182V184H206ZM111 183L113 184V181H111ZM110 183V184H111ZM115 183V182H114ZM212 183V181H210V183H208V184H211ZM245 183V182H244ZM14 184H16L18 187H16L15 189H13V186H15ZM185 184L183 185V184H181V187H182V185L183 186H185ZM192 184V183H191ZM194 184V183H193ZM230 184V183H229ZM233 184V183H232ZM251 184V183H250ZM249 184V185H250ZM262 184V183H261ZM13 185V186H12ZM120 185V186H119ZM131 185V184H130ZM135 185H136V183H135ZM169 185H171V184H169ZM174 185V184H173ZM212 185V184H211ZM220 185H222V184H220ZM12 186V187H11ZM132 186H134V185H132ZM160 186V185H159ZM199 186V185H198ZM224 186V185H223ZM247 186H248V184H247ZM251 186H252V184H251ZM260 186H262V185H260ZM11 187V188H10ZM59 188V189H63V187H65V189H63V192L64 191H66V189H67V191L66 192H68L69 191V194H70V197L68 198L67 196H69V195H67L66 197L68 198H64V199H67V201H65L62 197H61V195L58 193H56L55 191V189L54 188ZM119 187H122L121 188V190H120V188ZM167 187V186H166ZM192 187V186H191ZM202 187V186H201ZM200 187V188H201ZM250 187V186H249ZM264 187V186H263ZM159 188V187H158ZM157 188V189H158ZM183 188H185V187H183ZM187 188V187H186ZM196 188H198V187H196ZM213 189V188H212ZM218 189V188H217ZM234 189H235V186H234ZM250 189V188H249ZM264 189V188H263ZM154 190V189H153ZM229 190H231V189H229ZM58 191H60V190H58ZM151 191V190H150ZM165 191V190H164ZM232 191V190H231ZM243 191V190H242ZM246 191H248L247 189H246ZM166 192V191H165ZM215 192V191H214ZM249 192V191H248ZM251 192V191H250ZM249 192V193H250ZM256 192H257V190H256ZM260 192V191H259ZM61 193V192H60ZM137 193V191L134 193L135 194V196L137 195L136 194ZM167 193V192H166ZM203 193H204V191H203ZM217 193V192H216ZM218 193H219V189H218ZM223 193V192H222ZM247 193V192H246ZM258 193V192H257ZM149 194V193H148ZM177 194V193H176ZM191 194V193H190ZM243 194V193H242ZM156 195V194H155ZM158 195V194H157ZM231 195V194H230ZM243 195H245V194H243ZM251 195H252V193H251ZM250 195V196H251ZM150 196V195H149ZM148 196V197H149ZM237 196V195H236ZM247 196H249V195H247ZM152 197V196H151ZM165 197V196H164ZM216 197V196H215ZM154 198H155V196H154ZM250 198H252V197H250ZM149 199H150V197H149ZM166 199V198H165ZM176 199V198H175ZM219 199H220V197H219ZM218 198H217V200H219ZM154 200H156V198L154 199ZM194 200V199H193ZM240 200V199H239ZM246 201H247V199H245ZM244 200V201H245ZM150 201H152L151 199H150ZM149 201V202H150ZM173 201V200H172ZM175 201V200H174ZM210 201V200H209ZM243 201V202H244ZM146 202V201H145ZM158 202V201H157ZM240 202V201H239ZM254 202V201H253ZM139 203V202H138ZM147 203H148V200H147ZM155 203V202H154ZM169 203V202H168ZM255 203V202H254ZM152 204H153V201H152ZM164 204V203H163ZM243 204V203H242ZM134 205V204H133ZM132 205V208H130V209H133V212H136L137 213V211H136V208H138V207H135V205L133 206ZM141 205V204H140ZM139 205V206H140ZM154 205V204H153ZM157 205V204H156ZM238 205V204H237ZM151 206V205H150ZM169 206V205H168ZM213 206V205H212ZM228 206V205H227ZM242 206V205H241ZM147 207V206H146ZM164 207H166V204L163 206V208ZM230 207V206H229ZM233 207H234V205H233ZM140 208V207H139ZM152 208V207H151ZM154 208V207H153ZM152 208V209H153ZM236 208V207H235ZM128 211H129V208L127 209ZM126 210V212H128ZM169 210H171V209H169ZM168 207H167V213H168ZM157 211H158V208H157ZM214 211V210H213ZM256 211V210H255ZM264 211V210H263ZM166 212L164 213V214H166ZM176 212V211H175ZM226 212V211H225ZM234 212H235V210H234ZM233 212V213H234ZM262 212V211H261ZM117 213V214H118ZM120 213V214H121ZM140 213H142V212H140ZM139 213V214H140ZM171 213H173L172 211H171ZM120 214H119V216H120ZM231 214V213H230ZM263 214V213H262ZM167 215V214H166ZM260 215V214H259ZM140 216V215H139ZM165 215H163V217H164ZM169 216H170V214H169ZM206 216V215H205ZM243 216V215H242ZM121 217V216H120ZM151 217V216H150ZM162 217V218H163ZM171 217V216H170ZM252 217V216H251ZM117 218H119V217H117ZM131 218V217H130ZM133 218V217H132ZM152 218V217H151ZM166 218H167V216H166ZM235 218V217H234ZM77 219V218H76ZM119 219H121V218H119ZM138 219V218H137ZM141 219V218H140ZM168 219H171V218H168ZM185 219V218H184ZM237 219H239V218H237ZM236 219V220H237ZM242 219V218H241ZM75 220V219H74ZM128 220V219H127ZM126 220V218L124 219V225H128L129 224V220L127 221ZM144 220H145V218H144ZM149 220V219H148ZM152 220V219H151ZM161 220V219H160ZM164 220L165 221H167L168 222V220H166L165 218H164ZM45 221V222H46ZM48 221V222H49ZM76 221V220H75ZM224 222H225V220H223ZM234 221H235V219H234ZM260 221V220H259ZM80 222V223H81ZM117 222V221H116ZM115 222V223H116ZM35 223H37V226L35 227ZM112 223H114V221L112 222ZM122 223V222H121ZM121 223H119V224H121ZM142 223V222H141ZM50 224V223H49ZM52 224V223H51ZM76 224H78V226H79V222L78 223H76ZM149 224V223H148ZM151 224V223H150ZM203 224V223H202ZM246 224V223H245ZM262 224V223H261ZM108 225H110V226H108ZM123 225V226H124ZM153 225V224H152ZM170 225V224H169ZM192 225V224H191ZM226 225V224H225ZM52 226H54V225H52ZM72 226V225H71ZM78 226L76 227V225H74L72 228H74V230H72L71 231V234H72V232H74V231H76L75 229L77 228V230H78ZM81 226V225H80ZM118 226H120V225H118ZM117 226V227H118ZM130 226H133L132 224L130 225ZM260 226V225H259ZM50 227H51V225H50ZM70 227V226H69ZM76 227V228H75ZM82 227V226H81ZM115 227H116V225H115ZM137 228H138V226H136ZM135 227V228H136ZM158 227V226H157ZM71 228V227H70ZM70 228H68L69 230H70ZM114 228V227H113ZM113 228H112V232H113ZM120 228V227H119ZM119 228H118V230H119ZM254 228V227H253ZM58 229H59V227H58ZM83 229V228H82ZM109 229V230H108ZM117 228H115L114 230H116ZM120 229H122V227L120 228ZM130 229V231H131V228H129ZM152 229V228H151ZM174 229V228H173ZM49 230H50V228H49ZM52 230V229H51ZM127 230V229H126ZM133 230V229H132ZM139 230V229H138ZM156 230V229H155ZM66 231V230H65ZM140 231V230H139ZM144 231V230H143ZM222 231V230H221ZM60 232V231H59ZM81 232H83V231H81ZM121 232H123V231H121ZM129 232V231H128ZM137 232V231H136ZM135 232V233H136ZM53 232H51V234H52ZM55 233H58V231L57 232H55ZM80 233V232H79ZM79 233H77L78 234V236H80V237H77V239H75V241L76 240H78L79 239V241L81 242V240H80V238H81V236L83 235V233H82V235L81 234H79ZM87 233V232H86ZM132 233V232H131ZM61 234H63V233H61ZM66 234V233H65ZM68 234H69V232H68ZM129 233H127V236L129 237V235H128ZM137 234H139V233H137ZM57 235V234H56ZM59 236H60V234H58ZM99 235V236H98ZM125 235H126V233H125ZM124 235V236H125ZM133 235V234H132ZM227 235H228V233H227ZM233 235V234H232ZM245 235V234H244ZM54 236H55V234H54ZM67 236V235H66ZM87 236V235H86ZM91 235H88V237H90ZM93 236V237H94ZM118 236V235H117ZM136 236V235H135ZM139 236L141 237L140 239H142V236H141V232H140V234L138 235V238H137V236H136V238L138 239V242L140 241V239H139ZM172 236V235H171ZM259 236V235H258ZM53 237V236H52ZM64 237V236H63ZM76 237V236H75ZM92 236H91V239L93 238ZM128 237H125L126 239L125 240H127L128 239ZM66 238V237H65ZM69 237L67 236V239H68ZM84 238V237H83ZM121 238V237H120ZM143 238H144V236H143ZM218 238V237H217ZM257 238V237H256ZM88 239V238H87ZM90 239V238H89ZM116 239V238H115ZM147 239V238H146ZM60 240H62V239H60ZM97 239L95 240L96 242L98 241ZM255 240V239H254ZM56 241H58V240H56ZM64 241H65V239L63 240V244L62 245H64ZM69 241V240H68ZM72 241H74V240H72ZM74 241V243L76 244V243H79V241H77V242H75ZM83 241V240H82ZM89 241V240H88ZM113 241V240H112ZM117 241V240H116ZM120 241V240H119ZM127 241H129V240H127ZM137 241V240H136ZM145 241V240H144ZM147 241V240H146ZM29 242H31V243H33L34 244V246H36L38 249H39V254H38V256H36L35 254H32L31 252H33V251H31V249H30V246H31V248L33 247L31 244H29ZM66 242V241H65ZM84 242V241H83ZM86 242V241H85ZM93 241H90V243H92ZM95 242V243H96ZM150 242V241H149ZM228 242V241H227ZM68 243V242H67ZM69 243H70V241H69ZM68 243V244H69ZM72 243V242H71ZM87 243V242H86ZM98 243V242H97ZM110 243V242H109ZM126 243V242H125ZM140 243V242H139ZM54 244V243H53ZM68 244H66V246H69ZM80 244H82V243H80ZM80 244H78V245H80ZM98 244H100V243H98ZM120 244V243H119ZM147 244V243H146ZM51 245V244H50ZM61 245V246H62ZM82 245H84V244H82ZM89 247H93V246H96V245H93V246H90L89 245V243L87 244ZM101 245V244H100ZM122 245V244H121ZM120 245V246H121ZM126 245H128L127 243H126ZM136 246H137V244H135ZM150 245V244H149ZM226 245V244H225ZM66 246H63L62 247V249L64 248V247H66ZM85 246V245H84ZM114 246V245H113ZM124 246H125V244H124ZM152 246V245H151ZM75 247V248H74ZM79 246H77V248H78ZM82 247V246H81ZM81 247L80 248H78V250L80 249L81 250ZM223 247V246H222ZM221 247V248H222ZM52 248V247H51ZM54 248V247H53ZM85 248V247H84ZM88 248V247H87ZM227 248V247H226ZM232 248V247H231ZM17 249V248H16ZM38 249H36V250H38ZM57 249V248H56ZM59 249V248H58ZM71 249V250H72ZM82 249H83V247H82ZM117 249V248H116ZM127 249L128 248H125V250H124V248H123V252H122V254H120V256L122 257L121 258V260L123 261V262H125L124 264H128V262H132V263H130V264H143V262H144V260H143V258H144V253H142L141 251L140 252H138V250L137 251H135L136 249H137V247H136V249H134L133 251L134 252H132L131 253V251L130 252H128L127 251ZM140 249V248H139ZM32 250H35V249H33L32 248ZM52 250V249H51ZM65 249L64 250H60V252L61 251H66ZM77 250V251H78ZM91 250V249H90ZM162 250V249H161ZM160 250V251H161ZM221 250V249H220ZM31 251V252H30ZM86 251V250H85ZM146 251V250H145ZM59 252V253H60ZM102 252V251H101ZM117 252H118V250H117ZM220 252V251H219ZM52 253H53V251H52ZM141 253V254H140ZM60 254H62V253H60ZM119 254V253H118ZM153 254V253H152ZM19 255V254H18ZM25 255H23V257L22 258H24V256ZM31 255V256H30ZM50 255H51V253H50ZM148 255H150V254H148ZM62 256V255H61ZM147 256V255H146ZM247 256V255H246ZM49 257V256H48ZM47 257V259H50V258H48ZM50 257H53V255L52 256H50ZM99 257H100V255H99ZM109 257H110V255H109ZM159 257V256H158ZM257 257H258V255H257ZM28 258V257H27ZM26 258V259H27ZM112 258L114 259V257L112 256ZM164 258H166L165 256H164ZM220 258V257H219ZM223 258V257H222ZM17 259V258H16ZM25 259V260H26ZM30 259V258H29ZM53 259V258H52ZM51 259V260H52ZM116 259H117V257H116ZM148 259V256H147V258H146V260ZM159 259V258H158ZM167 259V258H166ZM226 259V258H225ZM42 260V259H41ZM55 260V259H54ZM219 260V259H218ZM20 261V260H19ZM18 261V262H19ZM45 261V260H44ZM50 260H48V264H53V263H50L49 262ZM115 261V260H114ZM153 261H154V259H153ZM231 261V260H230ZM229 261V262H230ZM253 261V260H252ZM258 261L259 260H257V263H258ZM261 261V260H260ZM26 262V261H25ZM35 262V261H34ZM33 262V263H34ZM121 262V261H120ZM158 262V261H157ZM165 262V261H164ZM222 262H224V261H222ZM226 262V261H225ZM223 263V264H226V263ZM23 263V262H22ZM32 263V264H33ZM45 263V262H44ZM150 263V262H149ZM158 263H160V260H159V262ZM157 263V264H158ZM219 263V262H218ZM253 263V262H252ZM255 263H256V261H255ZM34 264H37L36 262L34 263ZM84 264H86V263H84ZM92 264H94L93 262H92ZM113 264V263H112ZM120 264V263H119ZM121 264H123L122 262H121ZM156 264V263H155ZM161 264V263H160ZM228 264H230V263H228ZM259 264V263H258Z\"/></svg>", "mask_w": 264, "mask_h": 264}]
</instances>
